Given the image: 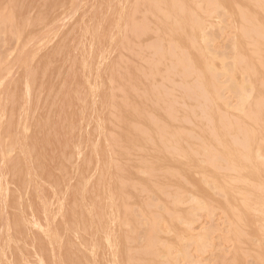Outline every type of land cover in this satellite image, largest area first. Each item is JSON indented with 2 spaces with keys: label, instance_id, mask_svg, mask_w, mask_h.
Here are the masks:
<instances>
[{
  "label": "rangeland",
  "instance_id": "obj_1",
  "mask_svg": "<svg viewBox=\"0 0 264 264\" xmlns=\"http://www.w3.org/2000/svg\"><path fill=\"white\" fill-rule=\"evenodd\" d=\"M170 1L169 0L167 1L166 0L164 1L162 0H89V1L88 0H74V1L73 0H0V78H1L0 79V119H1L0 120V132H1L0 133L1 134L0 136V184H1L0 185L1 187L0 188V211H1L0 264H26V263L27 264H32V263L33 264L36 263L37 264L39 263L40 264H90V263L91 264H154V263L155 264H189L188 262L189 260H192L190 264H263L264 236L262 234H264L263 232L264 228L262 227L264 226L262 224L263 221L260 220L262 218V214H260V212L263 213V210H262V202H261L262 197L260 195V191L258 188L261 183L260 181L262 180L261 168H262V162L264 161V155H263V150L260 146L261 133L259 130V125H257L258 123H260L262 116L261 112L263 110L262 109L263 107H260L259 105L257 106V104L255 103V99L253 102V98L251 100V98L248 97H247L248 101L245 99L237 103L238 101H235V99L238 100L236 96L233 97L234 95L232 96L233 94L232 92L229 93V91L227 92L226 88L222 87L221 84H223V82L220 84L221 87H219V81L221 82L222 80H224V76H222V74L219 75L217 73L218 72L217 69L220 67L219 62L222 63L227 60L231 61V59L233 60L234 58L237 60L238 58L239 61L238 66L240 67H243L242 64H244V66L246 65L249 66V64L253 65L256 63V69H257L256 72L258 74L254 73L252 75L253 78L254 77L257 78L259 76L261 78L264 77V71H263L264 63L261 62V59L258 58L259 54L263 53V47H264V43L262 42L264 41V14H263L264 0H256L257 2L255 0H237V2L236 0H228V2L227 0H222V2L220 0H215L216 5L214 3V0H204V1L203 0H199V1L172 0L171 4L169 3ZM207 1H209L208 4ZM203 2L206 3L203 4ZM175 3L176 5H174ZM179 3H182V5ZM199 3L201 4L198 7L197 5ZM230 3H232L233 6ZM193 4L194 5L196 4L195 7H197L198 11L197 9L193 8ZM168 6L170 7L168 8ZM252 6L254 7L255 10L253 9ZM207 7H211V8H207ZM219 7L221 10H219ZM234 8L239 11L238 14H237V10H235ZM222 9H224V11ZM229 9L232 11L231 13H229L230 12ZM155 10H157V13ZM199 10L201 11L203 10L202 13ZM218 10L222 12V14L221 12L219 13V15L221 16L218 15L217 13L219 12ZM187 11L193 12L192 14L190 12V15H194V16L190 17L189 15H187L189 13V12L187 13ZM209 11L210 14L208 15L207 13H209ZM246 12L250 14V18H248L245 15ZM180 13H182L183 15H180ZM214 13H217L218 16L215 15L217 16L215 17ZM239 13L242 15V17ZM160 14H162L163 18L165 17L164 21L161 18ZM252 14L254 17H252ZM222 15H223V19H222ZM231 15L232 17H230ZM196 17H198L199 19ZM257 17L259 18V20ZM36 18L39 19L36 20ZM183 18L185 19L183 20ZM192 19L195 20L193 21ZM214 19L215 21H213ZM240 19L245 21L243 22ZM169 20H171V22L174 23L175 28L169 25ZM254 20L257 24L254 22ZM203 21L205 22V24ZM210 21H212V24H210L211 23ZM219 21L221 23H219ZM250 21H252L251 22L252 24L250 23ZM192 22L201 23V24L199 23L200 29L198 28V32H194V30L192 29L191 27ZM233 22H235V24ZM40 23L41 25H39ZM213 25L214 26L217 25L218 27L217 26L213 27ZM232 25H235L236 27H233ZM252 25H254L255 27ZM250 27H252V29H250ZM233 28H235L238 32H240L242 36L235 29L233 30ZM205 31L209 32V34L206 33ZM186 32H188V34L190 32L192 35L191 34L188 35ZM33 33H35L36 35ZM253 33L256 35H253ZM179 34L183 36L182 38H184L185 42L183 40L181 42V40L178 39L180 36ZM206 34H208V38H205V36H207ZM209 35H211V37H209ZM166 36L167 37L169 36V41L171 42L166 41L168 40ZM255 36H257V38ZM259 36L261 37L258 38ZM235 37L236 39L235 41H233ZM26 39L27 41H25ZM171 39H173V42L174 41L177 42L176 39H178L179 41L177 43L175 42L173 43ZM208 39H210V41ZM193 40L195 41V44L197 43L196 46H194ZM244 41L246 42V44ZM202 42L204 43L206 52L204 54L199 55L200 48L198 45L199 44L202 45L203 44ZM206 42L207 43L211 42V46L210 44L208 46H210L214 51L206 46L207 45ZM232 42L234 43V46L233 44H231ZM36 43L39 44L37 45ZM181 43L182 44L185 43V45H183L184 47L181 46L182 45ZM87 44H89L88 45L89 47L87 46ZM154 44H156V46ZM242 44L244 45V47L241 46ZM166 45L168 46L167 48ZM171 45L172 47H170ZM245 46H247V48ZM153 47L154 48L157 47V49H154ZM177 48L178 50H176ZM89 49L90 51H88ZM164 49H166L167 50L166 52H168L169 54L172 53L170 54L172 57H169L170 55L168 53H165ZM169 49H171L172 51ZM184 50L185 53L187 54V57L185 56L186 54L183 52ZM156 52L159 54L157 55ZM177 52L182 56L179 55ZM222 52L223 54H226V56L224 55L225 59L223 58V56H220ZM182 53H184V55ZM195 53L197 55H195ZM249 53L252 55H250ZM232 54H234L235 57L234 56L232 57L231 56ZM253 54H257V56ZM236 55H238V57ZM173 56L174 57L176 56L175 59L179 62L178 63L179 66ZM192 56H193V60H192ZM230 56L232 58L229 59L228 57ZM254 56L257 59H255ZM202 57L205 59H203ZM208 57H212V58H208ZM221 57L224 59V61L223 59H221ZM179 58L182 59L187 58V62L185 61V59H183L185 62L184 64V62L180 61ZM203 60H205L206 63H204L205 61L203 62ZM169 61L172 63H169ZM150 62L152 63V65L150 64ZM186 63L190 65V68L193 70V72L190 71L191 69L189 68V66H187L186 68L187 65ZM209 64L210 65L212 64V66H210ZM172 65H174L173 66L174 68L172 67ZM197 65L199 66V68H202V70L204 68L207 73L203 70L205 75H202L201 74L202 70L198 69ZM207 66H209L210 68ZM259 66H261L262 68H259ZM179 67L182 68L180 69ZM211 68L214 69L217 68V69L211 70ZM4 69H7V71ZM31 69L33 70L31 71ZM174 69L177 72H173ZM182 69L184 71H181ZM57 70H59V72ZM260 70L263 71V73H261ZM4 71H6V73ZM167 72L168 74L171 73V75H167ZM147 73L149 74V76H147L148 75ZM174 73L178 77H176ZM179 73H182L181 75L183 76L184 80L182 76L179 75ZM5 75H7V77H5ZM196 75L199 77V79L198 77L196 78ZM209 75L210 78L207 77ZM85 76L88 79H86ZM184 76L186 77L189 76L190 78L187 77L188 78L187 79ZM168 77L171 78V81L170 79H168ZM204 77L205 78L207 77L206 78L208 79L207 81L210 82L206 83ZM214 77H219L220 80L219 79L216 80L217 78ZM260 77L259 80L261 79ZM165 78H167L168 80ZM172 79L175 81L173 82ZM142 80H144V82ZM182 80L186 84H184ZM215 80L218 83L217 85L216 83H214ZM189 82L192 85L188 84ZM170 83L174 86H170L171 85ZM174 83H177L178 86ZM181 84H182L181 87L184 88L180 87ZM208 84L210 86H207ZM211 84L213 86H211ZM91 85H92V89L90 88ZM151 86L153 88L152 90L149 89L151 88ZM161 86L162 88L159 89V87ZM164 87H166L165 89L168 88L167 89L168 91L166 90V93L165 90L163 89ZM192 87L194 88V90H192L193 89ZM169 88H171V90ZM199 88H201L202 91H200ZM210 88L211 89L213 88L214 90L213 92L215 93V94L213 93L214 96L212 95V90ZM217 89L220 90L224 89L221 95L223 98H221L220 96L221 93L218 94L221 91L219 90L218 92ZM181 90L183 91V93ZM152 91L153 93H151ZM174 92L176 94H174ZM179 92H181V94ZM201 92L205 96L204 99H203V95H201ZM205 92L207 94H205ZM197 93H199V95ZM137 94L139 96H137ZM159 94H161L162 97H159L160 96ZM165 94L168 95L170 94L171 97L168 95L165 96ZM210 94L211 96H209ZM180 96L182 97L180 98ZM4 98L7 100H5ZM135 98L138 99V102L137 99ZM160 98L162 100L161 103H160ZM164 98H167L169 100L167 99L165 100ZM200 98L203 99V101H201ZM206 98L208 99L207 101ZM217 98L219 99V101L221 100V102H219ZM226 99L228 100L229 104L231 103L230 106L235 103L237 105L235 104L230 107ZM174 100L180 102L179 103L180 105H182L181 103H183L184 106H182V108L184 109H182L181 106H176L179 104L177 103L175 105L176 101ZM165 101L168 102L170 101L172 103L174 101V105L170 104L169 102L170 104L169 106V104H166L168 102ZM193 101L196 103H194ZM201 103H203L205 109L202 107L203 105ZM213 103L215 104V106ZM164 105H166V108L170 107V109H172L173 111L168 110V108L166 109ZM196 106L199 107V109L195 108ZM190 107L195 112H193ZM213 107H215L216 110H214L215 108ZM228 107H230L229 108L230 110L228 109ZM251 107L256 111L255 112L254 110L251 111L252 109ZM181 109L183 110V112ZM223 109L225 112L223 111ZM199 110L200 111L203 110L202 111L203 113H201ZM236 110L239 112L242 110V112H240L239 114V112H237ZM190 112L192 113V116ZM222 112L224 113L223 115L226 114L231 116V117L230 116L227 117L230 120V123L228 122L229 121L228 119L224 120L226 115L223 117L221 116ZM158 113L160 114L158 115ZM165 113L171 117V120L170 117L168 118V116L165 115ZM184 113H186L188 116L184 115ZM194 113L196 115H194ZM86 115L88 118L86 117ZM240 115L243 116L240 117ZM252 115H254V118L252 117ZM195 116L197 117L201 116V118L200 117H198V119L194 118ZM18 117L20 118L17 119ZM183 117L185 119H183ZM181 119H183L184 121L182 120V122H180ZM203 119L206 120L205 124H203L204 123ZM219 119L220 120L222 119L221 121L223 123ZM198 120L201 124L198 123ZM234 120L237 123H235ZM5 121L6 123L7 122L8 123L6 124ZM16 121H19V123ZM188 121L190 124L188 123ZM249 121L252 122L250 123ZM148 122L155 126H152ZM217 122L220 124V126L218 125ZM232 122H234V124ZM247 122L250 124H248ZM235 124H237L238 127L240 128L238 129L234 128L237 127ZM241 124H243V126H241ZM209 125L211 126V129ZM172 126H174L175 128L174 127L172 128ZM187 126H189L190 129H188ZM192 126H194L195 129L191 128ZM249 126L253 128V130H251L252 134ZM155 127L159 129V132L157 131L158 129H156ZM205 127H207V130L209 129L211 132L209 131L207 132ZM223 128H225V131ZM227 128L229 129L227 130ZM235 129L238 132H236ZM184 130L186 131L184 132ZM175 131H179L180 134L178 132L176 133ZM137 132L144 135L142 136ZM187 132L190 135H192L193 133V135L189 136ZM236 133H238V137L236 136L237 135ZM247 133L249 134V137ZM181 134L183 136L184 135L186 136L187 134L188 138L187 136L182 137ZM146 135H148L149 137ZM210 135L212 136V138H210ZM229 135H231L232 137ZM154 136L156 138V141H154L155 140ZM194 136L196 139L194 138ZM222 136L224 139H222ZM240 136L242 137L243 141L241 140ZM138 137H140L141 140ZM163 137L165 141L163 140ZM190 137H192L193 139ZM213 137L215 139L214 141H213ZM157 138L160 139L157 141ZM197 138H200V140ZM229 138L231 140L233 139L234 142H232ZM256 139L257 140L260 139V140H258L257 142ZM166 140L168 141L166 142ZM217 140L219 141L220 145L218 144ZM221 140L223 143L221 142ZM226 140L227 141L230 140V142L229 141L227 142ZM253 140H255L258 143L256 147L260 148L257 152L254 153H256L257 157L260 155L259 157L260 159H262V161L259 158H257L256 160V156H254L255 154L254 155L252 154L251 163L252 164L255 163V167L253 166L254 164L253 165L251 164V166L253 167L255 172L254 178L256 176V178L260 181L254 179V182L252 184V189L253 188L254 189L252 190V192L255 195V198L252 196V192L251 194L249 192L248 198L250 199L249 201H251L250 205L247 209L239 210L237 216L240 218L239 222L241 220V223L235 224V226L233 227L231 223L233 221L232 220L233 218L235 220V217L233 218L229 217L228 216L229 214L220 205L223 204V198H222L223 196L220 197L223 193L219 190V187H217L213 181H210L211 179H209L203 173V170H207L210 168L209 171L211 173L222 172L223 173L222 175L225 179L228 178V175L230 178H236L237 176L242 174V169L239 166H236L237 169L235 167L236 170L231 171V168L228 165V162L226 161L227 157L225 158L224 155L226 154L227 156V154H229L230 152L232 156L237 154L238 144L245 143V145H247L248 147L253 148ZM145 141L150 142V145H148V143ZM191 141H195V142H191ZM159 142L161 143V145ZM172 142L175 143L176 146H174ZM249 143H251L250 146ZM133 144L136 146L134 147ZM231 144L233 145V148ZM185 145L189 146V148L187 146L188 150ZM221 145H223V148ZM148 146L150 148H148ZM170 147H172L173 149H171ZM199 147L201 152L199 151ZM206 147L209 148L208 150L213 156L210 155ZM136 148L137 150H135ZM202 148H204V151ZM219 148H222L223 151L222 153H221V149L220 152L218 151ZM225 149H227V151H225ZM191 150H193L194 152L193 151L191 152ZM179 151L181 152L182 155H180ZM70 153L72 154L70 156L71 159L69 160ZM194 153H197L200 156V158L198 155L193 156L192 154ZM168 154L169 155L172 154V155H170L169 157ZM205 155H207L208 157L207 159ZM217 155H219V157ZM181 156L182 157L184 156V159ZM221 156H223L224 158ZM177 157H179L180 160ZM195 157L196 159L194 161ZM220 157H221V161L219 163L218 160H220ZM140 158L141 160H139ZM2 159L3 161H1ZM185 159L187 163L185 162ZM197 159L198 160L200 159L199 161H201L202 163L201 162L198 163ZM205 159L207 161H205ZM258 159L260 162L258 161ZM155 160L156 163L158 162L157 164L155 163ZM208 162L210 165L208 164ZM137 163H139V165H137ZM171 163L175 166H172ZM197 163L198 166L196 165ZM180 165H183V167L186 168L189 166L188 172L186 171L187 170L186 168H182ZM214 165H216V167H214ZM12 166L14 168H12ZM146 166H149L151 168ZM141 167L144 168L141 169ZM166 167L168 168L166 169ZM40 168H42V170ZM256 169L259 173L256 171ZM161 170L165 171L166 173ZM168 170L171 174L168 172ZM175 170L177 173L175 172ZM179 170L182 171L180 172ZM191 170L194 172H191ZM195 171L197 172L195 173ZM198 172L200 174H197ZM97 174L100 176H98ZM177 174H179V177H177L178 176ZM195 175L196 178L198 179V182L195 178ZM183 182L184 183L186 182V184H184ZM76 183L78 184L77 186ZM117 183L120 185H117ZM126 183L129 185V187ZM180 183L183 184L181 185ZM236 184L238 186L239 183L235 182V185ZM183 185L185 186L183 187ZM79 186L83 188V190ZM157 186L159 187V189H157ZM155 187L157 191L155 189L152 190V192L150 193V191L147 190V188L151 190ZM21 188L23 190H21ZM168 188H170L171 191ZM189 188H191V190ZM211 188H215V190ZM59 191L61 193H59ZM179 191H183V192H179ZM153 192L154 193L156 192V195L153 194ZM175 192L177 195L175 194ZM217 192L220 193L217 194ZM163 193L165 196H163ZM183 194H185V196H183ZM179 197L181 199L178 201ZM159 199L162 200L160 201ZM258 199H260L261 201ZM175 200L177 203L175 202ZM164 201H166L167 204L164 203ZM181 201L182 204L184 205L180 203ZM218 202H220V204ZM77 203H79L78 204L79 207H77ZM178 203L181 205H179ZM120 204L122 206H120ZM59 205L61 207H59ZM160 205L163 207V210H166V212L162 211L161 209L162 207H160ZM186 206H188L187 207L188 210L185 211ZM176 207H178V209ZM181 207L183 208V210L180 209ZM46 208L47 210L49 208V211H47ZM190 208L191 210H189ZM146 211L147 212L149 211V213H147ZM161 211L163 212V214ZM182 211L184 214L182 213ZM241 213L244 214L243 219ZM257 213L260 214V216ZM43 214L46 216H44ZM166 214H170L168 215L169 219L167 218ZM149 215L152 216L149 217ZM174 215L176 216L178 221L176 220ZM115 216L118 217V219ZM153 216L154 217L158 216L159 219H157L158 217L151 219ZM249 217H251L252 219ZM155 220L157 221L160 220V221L157 222ZM26 221L28 222V224ZM149 221H151L152 224ZM154 221L157 223L155 225L157 229H155ZM37 223L39 224V226ZM176 224L178 225V227ZM34 225L35 227H33ZM171 227L174 230H172ZM182 228H184V230ZM247 230L250 233L247 232ZM43 232L45 234H43ZM152 234L154 236H152ZM174 235H176L177 238H175ZM244 235L245 237H243ZM179 238L181 239L177 240ZM232 238H234L235 240ZM248 239L249 241H247ZM16 240L18 242H16ZM157 240H159V242ZM176 241L178 244L176 243ZM142 242H146V243H142ZM165 243L167 244L169 243L172 246L171 245L167 246ZM247 243L250 246L246 245ZM158 244L161 246H159ZM186 245H187L186 251H189V253L188 252L186 253V251H184ZM237 246L239 247L238 249ZM166 247L168 248L170 247L169 249L171 250L167 249ZM241 247L245 249L241 251L242 250ZM109 250L111 251L110 254H109L110 252ZM19 252H21V254ZM88 252H90L91 255ZM165 252H167L168 254ZM176 253L177 255L179 254L180 255L177 256ZM125 254L126 255L130 254V255L128 257ZM163 254L166 255L167 257L169 256L167 258L168 260L164 258ZM186 254L187 255L190 254L191 257L187 256L188 258H185ZM66 255L67 258L69 257L68 259L66 258ZM142 255L145 257L143 258ZM156 255L159 257L160 255L163 256L159 258ZM36 256L38 257V259ZM180 256L181 257L184 256V258L183 257L181 258ZM130 257L133 259H131ZM174 257L176 258V260H174L175 259ZM150 258L152 259L150 260ZM172 258L173 261H176L177 263H172L171 262ZM23 260L24 262H22ZM39 261H42V263Z\"/></svg>",
  "mask_w": 264,
  "mask_h": 264
},
{
  "label": "bare ground",
  "instance_id": "obj_2",
  "mask_svg": "<svg viewBox=\"0 0 264 264\" xmlns=\"http://www.w3.org/2000/svg\"><path fill=\"white\" fill-rule=\"evenodd\" d=\"M73 1H74V0H73ZM88 1H89V0H88ZM162 1H164V0H162ZM166 1H167V0H166ZM169 1H170V0H169ZM171 1H172V0H171ZM171 1L169 2L170 4H171ZM175 1H176V0H175ZM181 1H182V0H181ZM195 1H197V0H195ZM198 1H199V0H198ZM203 1H204V0H203ZM220 1L222 2V0H220ZM255 1H256V0H255ZM81 2H82V1H81ZM185 2H187V1H185ZM185 2H184V3H185ZM188 2H189V1H188ZM200 2H201V1H200ZM221 2H220V3H221ZM227 2H228V0H227ZM230 2H232V1H230ZM236 2H237V0H236ZM240 2H242V1H240ZM240 2H239V3H240ZM247 2H248V1H247ZM250 2H251V1H250ZM253 2H254V1H253ZM256 2H257V1H256ZM260 2H261V1H260ZM69 3H70V2H69ZM85 3H86V2H85ZM119 3H120V2H119ZM165 3H167V2H165ZM182 3H183V2H182ZM182 3H179V4L182 5ZM189 3H190V2H189ZM189 3H188V4H189ZM205 3H206V2H203V4H205ZM208 3H209V1H207V4H208ZM210 3H211V2H210ZM214 3H215V0H214ZM224 3H225V2H224ZM248 3H249V2H248ZM43 4H44V3H43ZM80 4H81V3H80ZM162 4H163V3H162ZM170 4H169V5H170ZM172 4H173V3H172ZM200 4H201V3H199L197 6L199 7ZM225 4H226V3H225ZM230 4H232V3H230ZM241 4H242V3H241ZM261 4H262V3H261ZM19 5H20V4H19ZM98 5H99V4H98ZM107 5H108V4H107ZM151 5H152V4H151ZM174 5H176V3H175ZM183 5H184V4H183ZM189 5H190V4H189ZM195 5H196V4H195ZM195 5L193 4V8H194V9H197V7H195ZM215 5H216V3H215ZM215 5H214V6H215ZM227 5H228V3H227ZM227 5H226V6H227ZM251 5H252V4H251ZM255 5H256V4H255ZM53 6H54V5H53ZM83 6H84V5H83ZM185 6H186V5H185ZM217 6H218V5H217ZM219 6H221V5H219ZM224 6H225V5H224ZM232 6H233V4H232ZM234 6H235V5H234ZM248 6H249V5H248ZM256 6H257V5H256ZM261 6H263V5H261ZM27 7H28V6H27ZM43 7H44V6H43ZM169 7H170V6H168V8H169ZM178 7H179V6H178ZM187 7H188V6H187ZM211 7H212V6H211ZM211 7H207V8H211ZM235 7H236V6H235ZM252 7H253V6H252ZM122 8H123V6H122ZM165 8H166V7H165ZM171 8H172V7H171ZM171 8H170V9H171ZM176 8H177V6H176ZM227 8H228V7H227ZM232 8H233V7H232ZM41 9H42V7H41ZM41 9H40V10H41ZM89 9H90V8H89ZM93 9H94V8H93ZM93 9H92V10H93ZM98 9H99V8H98ZM203 9H204V7H203ZM213 9H214V8H213ZM234 9H235V8H234ZM239 9H240V8H239ZM253 9H254V7H253ZM253 9H252V10H253ZM49 10H50V9H49ZM176 10H178V9H176ZM214 10H215V9H214ZM216 10H217V8H216ZM219 10H221L220 7H219ZM219 10H218V11H219ZM222 10L224 11V9H222ZM235 10H237V9H235ZM254 10H255V9H254ZM259 10H260V9H259ZM94 11H95V10H94ZM155 11H156V13H157V10H155ZM161 11H162V10H161ZM164 11H165V10H164ZM171 11H172V10H171ZM174 11H175V9H174ZM197 11H198V9H197ZM199 11H201V10H199ZM202 11H203V10H202ZM202 11H201V13H202ZM204 11H205V10H204ZM229 11H230L229 13L232 12L230 9H229ZM244 11H246V10H244ZM37 12H38V11H37ZM37 12H36V13H37ZM172 12H173V11H172ZM184 12H185V11H184ZM188 12H189V13H188ZM190 12H191V11H187V13H188L187 15H189L190 17L194 16V15H190ZM205 12H206V11H205ZM216 12H217V11H216ZM220 12H221V11L217 12L218 15H219ZM238 12H239V11L237 10V14H238ZM259 12H260V11H259ZM39 13H40V12H39ZM48 13H49V11H48ZM73 13H74V12H73ZM153 13H154V12H153ZM156 13H155V14H156ZM176 13H177V12H176ZM192 13H193V12H191V14H192ZM196 13H197V12H196ZM201 13H200V14H201ZM217 13H214V16L217 15ZM261 13H262V11H261ZM261 13H260V14H261ZM118 14H119V13H118ZM163 14H164V13H163ZM166 14H167V13H166ZM207 14L209 15V14H210V11H209V13H207ZM221 14H222V12H221ZM235 14H236V13H235ZM239 14H240V13H239ZM263 14H264V13H263ZM100 15H101V13H100ZM169 15H170V14H169ZM172 15H173V14H172ZM180 15H183V14L180 13ZM185 15H186V14H185ZM201 15H202V14H201ZM212 15H213V14H212ZM218 15H217V16H218ZM240 15H241V14H240ZM245 15H246L248 18H250V14H249V13L246 12ZM257 15H259V14H257ZM36 16H37V15H36ZM82 16H83V15H82ZM92 16H93V15H92ZM151 16H152V15H151ZM160 16H161V18H162L163 21H164V18H165V17L163 18L162 14H160ZM203 16H204V15H203ZM217 16H215V17H217ZM219 16H221V15H219ZM262 16H263V15H262ZM173 17H174V16H173ZM184 17H185V16H184ZM187 17H188V16H187ZM190 17H189V18H190ZM230 17H232V15H231ZM241 17H242V15H241ZM244 17H245V16H244ZM252 17H254L253 14H252ZM40 18H41V17H40ZM193 18H194V17H193ZM196 18H198V17H196ZM203 18H204V17H203ZM210 18H211V17H210ZM212 18H214V17H212ZM234 18H235V16H234ZM238 18H239V16H238ZM257 18H258V17H257ZM31 19H32V18H31ZM31 19H30V20H31ZM38 19H39V18H38ZM38 19L36 18V20H38ZM58 19H59V18H58ZM80 19H81V18H80ZM175 19H177V18H175ZM184 19H185V18H183V20H184ZM187 19H188V18H187ZM190 19H191V18H190ZM198 19H199V18H198ZM222 19H223V15H222ZM222 19H221V20H222ZM230 19H231V18H230ZM41 20H42V19H41ZM69 20H70V19H69ZM165 20H166V19H165ZM171 20H172V19H171ZM171 20H169V25H170L171 27H174V28H175V25H174L173 22H171ZM192 20H193V19H192ZM194 20H195V19H194ZM194 20H193V21H194ZM204 20H205V19H204ZM232 20H234V19H232ZM240 20H241V19H240ZM258 20H259V18H258ZM60 21H61V20H60ZM163 21H162V22H163ZM187 21H189V20H187ZM213 21H215V19H214ZM241 21H243V20H241ZM244 21H245V20H244ZM244 21H243V22H244ZM25 22H27V21H25ZM39 22H40V21H39ZM53 22H54V21H53ZM90 22H91V21H90ZM93 22H94V21H93ZM203 22H204V21H203ZM210 22H211L210 24H212V21H210ZM251 22H252V21H250V23H251ZM254 22H255V20H254ZM41 23H42V21H41ZM41 23H40L39 25H41ZM61 23H62V22H61ZM182 23H183V22H182ZM187 23H190V22H187ZM199 23H200V22H199ZM199 23H198V22H192V23H191V27H192V29L194 30V32H198V28L200 27ZM214 23H215V22H214ZM219 23H221V22L219 21ZM219 23H218V24H219ZM233 23L235 24V22H233ZM255 23H256V22H255ZM29 24H30V23H29ZM36 24H37V23H36ZM163 24H164V23H163ZM184 24H185V23H184ZM200 24H201V23H200ZM204 24H205V22H204ZM246 24H247V22H246ZM248 24H249V23H248ZM251 24H252V23H251ZM251 24H250V25H251ZM256 24H257V23H256ZM94 25H95V23H94ZM181 25H182V24H181ZM188 25H189V24H188ZM188 25H185V26H188ZM207 25H208V24H207ZM207 25H206V26H207ZM244 25H245V24H244ZM244 25H243V26H244ZM165 26H166V25H165ZM203 26H204V25H203ZM206 26H205V27H206ZM210 26H211V25H210ZM215 26H217V25H215ZM215 26L213 25V27H215ZM232 26H233V27H236L235 25H232ZM237 26H239V25H237ZM252 26H254V25H252ZM257 26H258V25H257ZM260 26H261V25H260ZM35 27H36V26H35ZM112 27H113V26H112ZM166 27H167V26H166ZM171 27H170V28H171ZM205 27H204V28H205ZM213 27H212V28H213ZM217 27H218V26H217ZM247 27H248V26H247ZM254 27H255V26H254ZM21 28H22V27H21ZM168 28H169V27H168ZM176 28H177V27H176ZM178 28H179V27H178ZM183 28H184V27H183ZM206 28H207V27H206ZM261 28H262V27H261ZM165 29H166V28H165ZM199 29H200V28H199ZM234 29H235V28H233V30H234ZM238 29H239V27H238ZM243 29H245V28H243ZM250 29H252V27H250ZM253 29H254V28H253ZM256 29H257V28H256ZM90 30H91V29H90ZM94 30H95V28H94ZM167 30H168V29H167ZM179 30H180V29H179ZM186 30H187V29H186ZM204 30H205V29H204ZM204 30H202V31H204ZM235 30H236V29H235ZM247 30H248V29H247ZM182 31H183V30H182ZM188 31H189V30H188ZM236 31H237V30H236ZM251 31H252V30H251ZM172 32H173V30H172ZM205 32H206V31H205ZM237 32H238V31H237ZM237 32H236V33H237ZM245 32H246V30H245ZM35 33H36V32H35ZM35 33H33V34H35ZM53 33H54V31H53ZM85 33H86V32H85ZM90 33H91V32H90ZM165 33H166V32H165ZM174 33H175V32H174ZM179 33H180V32H179ZM186 33L188 34V32H186ZM199 33H200V32H199ZM206 33L209 34V32H206ZM238 33H240V32H238ZM257 33H258V32H257ZM21 34H22V33H21ZM36 34H37V33H36ZM36 34H35V35H36ZM94 34H96V33H94ZM168 34H169V32H168ZM190 34H191V33L189 32L188 35H190ZM208 34H206L207 36H205V38H208ZM220 34H221V33H220ZM240 34H241V33H240ZM249 34H250V33H249ZM162 35H163V33H162ZM174 35H177V34H174ZM179 35H180V34H179ZM191 35H192V34H191ZM196 35H197V34H196ZM234 35H235V34H234ZM234 35H233V36H234ZM237 35H239V34H237ZM253 35H256V34L253 33ZM258 35H259V34H258ZM30 36H31V35H30ZM30 36H29V37H30ZM91 36H92V35H91ZM241 36H242V34H241ZM243 36H244V34H243ZM246 36H247V34H246ZM29 37H28V38H29ZM166 37H167V36H166ZM172 37H173V36H172ZM182 37H183V36L180 35L179 38H178V39L181 40V42H182V40L184 41V38H182ZM186 37H187V36H186ZM190 37H191V36H190ZM203 37H204V36H203ZM209 37H211V35H209ZM249 37H250V36H249ZM255 37L257 38V36H255ZM260 37H261V36H259L258 38H260ZM31 38H32V37H31ZM48 38H49V37H48ZM167 38H168V40H166V41H169V36H168ZM170 38H171V36H170ZM187 38H188V37H187ZM201 38H202V36H201ZM242 38H243V37H242ZM244 38H245V37H244ZM43 39H45V38H43ZM164 39H165V37H164ZM174 39H175V38H174ZM178 39H176L177 42L179 41ZM185 39H186V38H185ZM188 39H189V38H188ZM188 39H187V40H188ZM213 39H214V38H213ZM235 39H236V37L233 39V41H235ZM250 39H251V38H250ZM28 40H29V39H28ZM171 40H172V42H173V39H171ZM194 40H195V39H194ZM194 40H193V41H194ZM208 40L210 41V39H208ZM208 40H207V41H208ZM248 40H249V39H248ZM248 40H247V41H248ZM23 41H24V40H23ZM25 41H27V39H26ZM34 41H35V40H34ZM46 41H47V40H46ZM50 41H51V40H50ZM164 41H165V40H164ZM189 41H190V40H189ZM193 41H192V42H193ZM202 41H205V40H202ZM211 41H212V40H211ZM240 41H241V39H240ZM250 41H253V40H250ZM250 41H249V42H250ZM256 41H257V40H256ZM260 41H261V39H260ZM76 42H77V41H76ZM169 42H171V41H169ZM174 42H175V41H174ZM174 42H173V43H174ZM177 42H175V43H177ZM184 42H185V41H184ZM187 42H188V41H187ZM192 42H191V43H192ZM244 42H245V41H244ZM262 42L264 43V41H262ZM262 42H261V43H262ZM78 43H79V42H78ZM189 43H190V42H189ZM202 43H203V42H202ZM206 43H207V42H206ZM237 43H238V42H237ZM237 43H235V44H237ZM251 43H252V42H251ZM24 44H25V43H24ZM34 44H35V43H34ZM36 44H37V43H36ZM38 44H39V43H38ZM38 44H37V45H38ZM75 44H76V43H75ZM181 44H182V43H181ZM181 44H180V45H181ZM196 44H197V43H196ZM196 44H195V41H194V46H196ZM209 44H210V46H211V42H210V43H207L206 46L210 49L211 47L208 46ZM231 44H233V46H234V43H233V42H232ZM245 44H246V42H245ZM76 45H77V44H76ZM88 45H89V44H87V46H88ZM154 45L156 46V44H154ZM167 45H168V43H167ZM167 45H166V48L168 47ZM175 45H176V44H175ZM183 45H185V43L182 44L181 46H183ZM188 45H189V44H188ZM191 45H192V44H191ZM248 45H249V44H248ZM251 45H252V44H251ZM256 45H257V44H256ZM41 46H42V45H41ZM198 46H199V48H200V50H199V55H200V54H204V53L206 52V48L204 47V43H203L202 45L199 44ZM198 46H197V47H198ZM236 46H237V45H236ZM241 46L244 47L243 44H242ZM19 47H20V46H19ZM36 47H37V46H36ZM74 47H75V46H74ZM88 47H89V46H88ZM157 47H159V46H157ZM157 47H156V48L153 47V48H154V49H157ZM170 47H172V45H171ZM173 47H174V46H173ZM183 47H184V46H183ZM191 47H192V46H191ZM197 47H196V48H197ZM245 47L247 48V46H245ZM249 47H250V46H249ZM262 47H263V46H262ZM24 48H25V47H24ZM83 48H84V47H83ZM174 48H175V47H174ZM256 48H257V47H256ZM19 49H20V48H19ZM92 49H93V48H92ZM151 49H152V48H151ZM158 49H159V48H158ZM171 49H172V48H171ZM171 49H169V50H171ZM209 49H207V50H209ZM233 49H234V48H233ZM235 49H236V48H235ZM238 49H239V47H238ZM238 49H237V50H238ZM254 49H255V48H254ZM164 50H165V51H164L165 53H168V52H166V51H167L166 49H164ZM169 50H168V51H169ZM172 50H173V49H172ZM172 50H171V51H172ZM176 50H178V48H177ZM192 50H193V49H192ZM211 50H213V49L211 48ZM246 50H247V49H246ZM258 50H259V49H258ZM20 51H21V50H20ZM20 51H19V52H20ZM72 51H74V50H72ZM88 51H90V49H89ZM151 51H152V50H151ZM157 51H158V50H157ZM186 51H188V50H186ZM190 51H191V50H190ZM213 51H214V50H213ZM235 51H236V50H235ZM239 51H240V50H239ZM256 51H257V50H256ZM92 52H93V51H92ZM159 52H160V51H159ZM183 52L185 53V50H184ZM210 52H211V51H210ZM217 52H218V51H217ZM217 52H216V54H217ZM223 52H224V51H223ZM223 52L221 53V55H220V54H219V55H220V56H223V58L225 59L226 54H223ZM232 52H233V51H232ZM244 52H245V49H244ZM246 52H247V51H246ZM57 53H58V52H57ZM156 53H157V52H156ZM177 53H178V52H177ZM180 53H181V52H180ZM184 53H182V54L184 55ZM191 53H192V52H191ZM196 53H197V52H196ZM196 53H195V55H197ZM212 53H213V52H212ZM234 53H236V52H234ZM254 53H255V52H254ZM158 54H159V53H157V55H158ZM168 54H169V53H168ZM170 54H172V53H170ZM170 54H169V55H170ZM178 54H179V53H178ZM185 54H186V53H185ZM188 54H189V53H188ZM216 54H215V55H216ZM222 54H223V55H222ZM249 54H250V53H249ZM258 54H259V53H258ZM33 55H34V54H33ZM91 55H92V54H91ZM169 55H168V56H169ZM179 55H181V54H179ZM211 55H212V54H211ZM224 55H225V56H224ZM229 55H230V54H229ZM250 55H252V54H250ZM253 55H256V56H257V54H253ZM29 56H30V55H29ZM31 56H32V55H31ZM67 56H68V55H67ZM80 56H81V55H80ZM88 56H89V55H88ZM149 56H150V54H149ZM160 56H161V55H160ZM160 56H159V57H160ZM181 56H182V55H181ZM185 56L187 57V54H186ZM227 56H228V55H227ZM231 56L233 57L234 54H232ZM231 56L228 57V58H229V59L232 58ZM236 56L238 57V55H236ZM169 57H172V56L170 55ZM173 57H174V56H173ZM190 57H191V54H190ZM215 57H216V56H215ZM234 57H235V56H234ZM237 57H236V58H237ZM99 58H100V57H99ZM161 58H162V57H161ZM165 58H166V56H165ZM175 58H176V56L174 57V59H175ZM196 58H197V57H196ZM202 58H203V57H202ZM208 58H212V57H208ZM218 58H219V57H218ZM223 58L221 57V59H223ZM228 58H227V59H228ZM254 58H255V56H254ZM258 58L261 59V62L264 63V47H263V53H262V54H259ZM66 59H67V58H66ZM148 59H151V58H148ZM172 59H173V58H172ZM179 59H180V61H183V62H184L183 59H185V58H183V59H182V58H179ZM181 59H182V60H181ZM203 59H205V58H203ZM206 59H207V58H206ZM224 59H223V61H224ZM239 59H240V57H239ZM248 59H249V57H248ZM251 59H252V58H251ZM255 59H257V58H255ZM29 60H30V59H29ZM170 60H171V58H170ZM175 60H176V59H175ZM175 60H174V63H175ZM192 60H193V56H192ZM194 60H195V59H194ZM219 60H220V59H219ZM24 61H25V58H24ZM80 61H81V60H80ZM102 61H103V60H102ZM152 61H153V60H152ZM166 61H167V60H166ZM176 61H177V60H176ZM185 61L187 62V58L185 59ZM195 61H196V60H195ZM195 61H194V62H195ZM200 61H201V60H200ZM204 61H205V60H203V62H204ZM210 61H211V60H210ZM216 61H217V59H216ZM253 61H254V60H253ZM257 61H258V60H257ZM19 62H20V61H19ZM88 62H89V61H88ZM100 62H101V61H100ZM100 62H99V63H100ZM156 62H157V60H156ZM191 62H192V61H191ZM194 62H193V63H194ZM247 62H248V61H247ZM21 63H22V62H21ZM81 63H82V62H81ZM162 63H163V62H162ZM169 63H172V62L169 61ZM178 63H179V62L177 61V64H178ZM204 63H206V61H205ZM244 63H245V61H244ZM252 63H253V62H252ZM13 64H14V63H13ZM19 64H20V63H19ZM150 64L152 65L151 62H150ZM163 64H164V63H163ZM165 64H168V63H165ZM177 64H176V65H177ZM184 64H185V62H184ZM186 64H187V65H186V68H187V66H189V68H190V65H188V63H186ZM190 64H191V63H190ZM259 64H260V63H259ZM46 65H47V64H46ZM46 65H45V66H46ZM80 65H81V64H80ZM99 65H100V64H99ZM199 65H200V63H199ZM209 65H210V64H209ZM238 65H239L238 58H237V60L234 58L233 60L231 59V61H228V60H227V61H224V62H222V63L219 62V66H220V67H219L218 69L216 68V69L218 70L217 73H218L219 75L222 74V76H224V80H222L221 82L219 81V87H221V85H222V87L226 88L227 92H228V91H229V93L232 92V93H233L232 96L234 95L233 97L236 96V98L238 99V100L235 99V101H238L237 103H239V101H243V100H245V99L247 100V97H248V98H251V100H252V98H253V102H254V99H255V103L257 104V106L259 105L260 107H263V108H262L263 110H262V112H261V113H262V116L260 115V116H261V120H260V123H258L257 125H259V130H260V133H261V135H260V139H261V140L258 139V140H260V143H261V145H260V144H259V145L261 146V148H262V150H263V155H264V79H263L264 77L261 78V77L259 76V77L261 78L260 80H259V77H257V78H255V77L253 78V77H252V75H253L254 73H257V72H256V70H257V69H256V63L253 64V65H250V64H249V66H247V65L244 66V64H242L243 67H240V66H238ZM19 66H20V65H19ZM93 66H94V65H93ZM143 66H144V65H143ZM145 66H146V65H145ZM147 66H148V64H147ZM170 66H171V65H170ZM170 66H168V67H170ZM173 66H174V65H172V67H173ZM178 66H179V64H178ZM180 66H181V65H180ZM197 66H198V65H197ZM197 66H196V67H197ZM210 66H212V64H211ZM213 66H214V65H213ZM10 67H11V65H10ZM27 67H28V66H27ZM85 67H86V66H85ZM153 67H154V64H153ZM163 67H164V66H163ZM194 67H195V66H194ZM202 67H203V66H202ZM207 67H209V66H207ZM217 67H218V66H217ZM67 68H68V67H67ZM82 68H83V66H82ZM144 68H145V67H144ZM147 68H148V67H147ZM173 68H174V67H173ZM173 68H172V69H173ZM179 68H180V67H179ZM179 68H178V69H179ZM181 68H182V67H181ZM181 68H180V69H181ZM192 68H193V67H192ZM197 68L202 70V68H199V66H198ZM209 68H210V67H209ZM214 68H215V67H214ZM214 68H211V70L214 69ZM257 68H258V67H257ZM259 68H262V67L259 66ZM8 69H9V68H8ZM85 69H86V68H85ZM145 69H146V68H145ZM159 69H160V68H159ZM172 69H171V70H172ZM183 69H184V68H183ZM183 69H182L181 71H184ZM190 69H191V68H190ZM207 69H208V68H207ZM216 69H214V70H216ZM4 70L7 71V69H4ZM32 70H33V69H31V71H32ZM86 70H87V69H86ZM147 70H148V69H147ZM149 70H150V69H149ZM153 70H155V69H153ZM185 70H187V69H185ZM203 70L206 72V70H205L204 68H203ZM203 70H202L203 73H202L201 71H200V72H201L202 75H205ZM209 70H210V69H209ZM6 71H4V72L6 73ZM57 71L59 72V70H57ZM89 71H90V70H89ZM141 71H142V70H141ZM158 71H159V70H158ZM165 71H166V69H165ZM167 71H168V70H167ZM181 71H179V72H181ZM190 71L193 72L192 69H191ZM195 71H196V70H195ZM260 71H261V70H260ZM263 71H264V69H263ZM263 71H261V73H263ZM15 72H16V71H15ZM134 72H136V71H134ZM160 72H161V71H160ZM162 72H164V71H162ZM173 72H177V71H175V69H174ZM187 72H188V71H187ZM197 72H198V71H197ZM23 73H24V72H23ZM29 73H30V72H29ZM137 73H138V72H137ZM165 73H166V72H165ZM206 73H207V72H206ZM209 73H210V72H209ZM214 73H215V72H214ZM147 74H148V73H147ZM174 74H175V73H174ZM181 74H182V73H179V75H181ZM188 74H190V73H188ZM193 74H195V73H193ZM198 74H199V73H198ZM218 74H217V75H218ZM257 74H258V73H257ZM13 75H14V74H13ZM57 75H58V74H57ZM134 75H135V74H134ZM134 75H133V76H134ZM167 75H171V73L168 74V72H167ZM175 75H176V74H175ZM184 75H186V74H184ZM207 75H208V74H207ZM215 75H216V74H215ZM98 76H99V75H98ZM147 76H149V74H148ZM181 76H182V75H181ZM193 76H194V75H193ZM1 77H2V76H1ZM5 77H7V75H5ZM23 77H24V76H23ZM83 77H84V76H83ZM136 77H137V76H136ZM139 77H140V76H139ZM139 77H138V78H139ZM142 77H143V75H142ZM144 77H145V76H144ZM166 77H167V76H166ZM176 77H178V76L176 75ZM176 77H174V78H176ZM184 77H186V76H184ZM187 77H189V76H187ZM187 77H186V78H187ZM197 77H198V76L196 75V78H197ZM207 77L210 78V75L207 76ZM207 77H206V78H207ZM220 77H221V76H220ZM85 78H86V76H85ZM151 78H153V77H151ZM182 78H183V76H182ZM182 78H181V79H182ZM189 78H190V77H189ZM204 78H205V77H204ZM206 78H205L206 83L210 82V81H207L208 79H206ZM211 78H212V77H211ZM214 78H217L216 80L219 79V77H214ZM0 79H1V78H0ZM30 79H31V78H30ZM86 79H88V78H86ZM89 79H90V78H89ZM144 79H145V78H144ZM165 79H167V78H165ZM168 79H170V81H171V78L168 77ZM168 79H167V80H168ZM178 79H179V78H178ZM187 79H188V78H187ZM198 79H199V77H198ZM202 79H203V78H202ZM222 79H223V78H222ZM14 80H15V79H14ZM138 80H139V79H138ZM140 80H141V79H140ZM145 80H146V79H145ZM167 80H166V81H167ZM172 80H173V79H172ZM183 80H184V78H183ZM183 80H182V82H184ZM189 80H190V79H189ZM213 80H214V79H213ZM216 80H215L214 83H216V85H217L218 83L216 82ZM219 80H220V79H219ZM26 81H27V80H26ZM98 81H99V80H98ZM136 81H137V80H136ZM142 81L144 82V80H142ZM146 81H147V80H146ZM151 81H152V80H151ZM174 81H175V80H173V82H174ZM176 81H178V80H176ZM192 81H193V80H192ZM192 81H191V82H192ZM195 81H196V79H195ZM202 81H203V80H202ZM14 82H15V81H14ZM40 82H41V81H40ZM85 82H86V80H85ZM92 82H93V81H92ZM148 82H149V81H148ZM222 82H223V84H221ZM98 83H99V82H98ZM100 83H101V82H100ZM195 83H196V82H195ZM10 84H11V83H10ZM27 84H28V83H27ZM166 84H167V83H166ZM170 84H171V83H170ZM170 84H169V85H170ZM174 84L177 85V83H174ZM184 84H186V83L184 82ZM188 84H190V82H189ZM220 84H221V85H220ZM39 85H40V84H39ZM61 85H62V84H61ZM75 85H76V84H75ZM190 85H192V84H190ZM8 86H9V85H8ZM13 86H14V84H13ZM59 86H60V85H59ZM149 86H150V85H149ZM152 86H153V85H152ZM152 86H151V88H149V89L152 90V89H153ZM170 86H174V85L171 84ZM177 86H178V85H177ZM181 86H182V84L180 85V87H181ZM207 86H210V85L208 84ZM211 86H213V85L211 84ZM38 87H39V86H38ZM88 87H89V86H88ZM186 87H187V86H186ZM193 87H194V85H193ZM193 87H192V88H193ZM196 87H197V86H196ZM8 88H9V87H8ZM31 88H32V87H31ZM90 88L92 89V85H91ZM147 88H148V87H147ZM154 88H155V87H154ZM157 88H158V87H157ZM160 88H162V86L159 87V89H160ZM165 88H166V87H164L163 89L165 90V93H166V90H167L168 88H167V89H165ZM181 88H184V87H181ZM188 88H190V87H188ZM28 89H29V88H28ZM91 89H89V90H91ZM99 89H100V88H99ZM169 89L171 90V88H169ZM173 89H174V88H173ZM185 89H186V88H185ZM199 89H200V91H202L201 88H199ZM210 89H211V88H210ZM24 90H25V89H24ZM157 90H158V89H157ZM182 90H183V89H182ZM182 90H181V91H182ZM192 90H194V88H193ZM195 90H196V89H195ZM211 90H212V95L214 96L215 93H214L213 91L215 90V87H214V90H213V88H212ZM211 90H210V91H211ZM217 90H218V92H219L220 89H217ZM223 90H224V89L220 90L221 92L218 93V94L221 93L220 96L222 95ZM226 90H225V91H226ZM8 91H9V89H8ZM56 91H57V90H56ZM155 91H156V89H155ZM167 91H168V90H167ZM188 91H189V90H188ZM198 91H199V90H198ZM204 91H205V90H204ZM82 92H83V90H82ZM82 92H81V94H82ZM92 92H93V91H92ZM162 92H163V91H162ZM162 92H161V93H162ZM170 92H171V91H170ZM175 92H176V91H175ZM175 92H174V94H176ZM216 92H217V91H216ZM9 93H11V92H9ZM54 93H55V92H54ZM89 93H90V92H89ZM148 93H149V91H148ZM148 93H147V94H148ZM151 93H153V91H152ZM163 93H164V92H163ZM163 93H162V94H163ZM168 93H169V92H168ZM171 93H172V92H171ZM179 93L181 94V92H179ZM182 93H183V91H182ZM203 93H204V92H203ZM210 93H211V92H210ZM213 93H214V94H213ZM248 93H249V94H248ZM77 94H78V93H77ZM90 94H91V93H90ZM140 94H141V93H140ZM142 94H144V93H142ZM154 94H155V93H154ZM197 94L199 95V93H197ZM205 94H207V93L205 92ZM3 95H4V94H3ZM24 95H25V94H24ZM126 95H127V94H126ZM145 95H146V94H145ZM149 95H150V94H149ZM159 95H160L159 97H162L161 94H159ZM163 95H164V94H163ZM166 95H168V94H165V96H166ZM183 95H184V94H183ZM201 95H203L202 92H201ZM223 95H224V94H223ZM102 96H103V95H102ZM137 96H139V95L137 94ZM146 96H147V95H146ZM152 96H153V95H152ZM168 96H170V94H169ZM184 96H185V95H184ZM194 96H195V95H194ZM209 96H211V94H210ZM217 96H219V95H217ZM9 97H11V96H9ZM54 97H55V95H54ZM153 97H154V96H153ZM170 97H171V96H170ZM181 97H182V96H180V98H181ZM204 97H205V96L203 95V99H204ZM225 97H226V96H225ZM225 97H224V98H225ZM227 97H228V95H227ZM227 97H226V98H227ZM7 98H8V96H7ZM26 98H27V97H26ZM141 98H142V97H141ZM148 98H149V97H148ZM185 98H186V97H185ZM214 98H216V97H214ZM214 98H213V99H214ZM218 98H220V97H218ZM218 98H217V99H218ZM221 98H223V97L221 96ZM4 99H5V98H4ZM10 99H11V98H10ZM135 99H137V98H135ZM153 99H154V98H153ZM155 99H156V97H155ZM164 99L166 100L167 98H164ZM174 99H177V98H174ZM186 99H187V98H186ZM186 99H185V100H186ZM200 99H201V98H200ZM203 99H201V101H203ZM210 99H212V98H210ZM5 100H7V99H5ZM78 100H79V99H78ZM145 100H146V99H145ZM145 100H144V101H145ZM167 100H169V99H167ZM178 100H179V99H178ZM180 100H181V99H180ZM182 100H183V99H182ZM190 100H191V99H190ZM194 100H195V99H194ZM207 100H208V99L206 98V101H207ZM82 101H83V100H82ZM156 101H157V100H156ZM161 101H162V100H161V98H160V103H161ZM174 101H176L175 105H176L177 103H178V104L180 103V102H177V100H174ZM174 101H173V103L170 102V101H169V102H170V104L174 105ZM218 101H219V99H218ZM226 101H227V103H228V100H227V99H226ZM247 101H248V100H247ZM137 102H138V99H137ZM165 102H168V101H165ZM169 102L166 103V104H169ZM181 102H182V101H181ZM186 102H187V101H186ZM193 102H194V101H193ZM212 102H213V101H212ZM219 102H221V100H220ZM6 103H7V101H6ZM194 103H196V102H194ZM206 103H207V102H206ZM209 103H210V102H209ZM217 103H218V102H217ZM11 104H12V103H11ZM24 104H25V103H24ZM26 104H27V103H26ZM155 104H156V102H155ZM155 104H154V105H155ZM170 104H169V106H170ZM181 104H182V105L179 104V105H176V106H181V108H182V106H184V105H183V103H181ZM201 104L203 105V103H201ZM207 104H208V103H207ZM213 104H214V103H213ZM228 104H229V103H228ZM230 104H231V103H230ZM230 104H229V106H230ZM235 104H236V103H235ZM235 104H233V105H235ZM241 104H242V103H241ZM244 104H246V103H244ZM250 104H251V103H250ZM84 105H85V104H84ZM161 105H162V104H161ZM188 105H189V104H188ZM199 105H200V104H199ZM208 105H209V104H208ZM220 105H221V104H220ZM226 105H227V104H226ZM233 105H231V106H233ZM236 105H237V104H236ZM242 105H243V104H242ZM1 106H2V105H1ZM4 106H5V105H4ZM164 106H165V108H166V105H164ZM191 106H192V105H191ZM214 106H215V104H214ZM227 106H228V105H227ZM231 106H230V107H231ZM240 106H241V105H240ZM240 106H239V107H240ZM251 106H252V105H251ZM152 107H153V106H152ZM193 107H194V105H193ZM202 107L205 109V106H204V105H203ZM211 107H212V105H211ZM222 107H223V106H222ZM222 107H221V108H222ZM230 107H228V109H229ZM234 107H235V106H234ZM248 107H249V106H248ZM167 108H168V110L173 111L172 109H170V107H167ZM167 108H166V109H167ZM172 108H173V107H172ZM176 108H177V107H176ZM186 108H187V107H186ZM190 108H191V107H190ZM195 108H198V109H199V107H197V106H196ZM213 108H215V107H213ZM213 108H212V109H213ZM232 108H233V107H232ZM237 108H238V107H237ZM251 108H252V107H251ZM84 109H85V108H84ZM159 109H160V108H159ZM174 109H175V108H174ZM179 109H180V108H179ZM182 109H184V108H182ZM182 109H181V110H182ZM198 109H197V110H198ZM207 109H208V108H207ZM258 109H259V107H258ZM77 110H78V109H77ZM157 110H158V109H157ZM176 110H177V109H176ZM188 110H189V109H188ZM191 110H192V108H191ZM195 110H196V109H195ZM214 110H216V108H215ZM225 110H226V109H225ZM229 110H230V109H229ZM237 110H238V109H237ZM237 110H236V111H237ZM239 110H240V109H239ZM252 110H254V112L256 111V110L253 109V108L251 109V111H252ZM87 111H88V110H87ZM87 111H86V112H87ZM98 111H99V110H98ZM163 111H164V110H163ZM166 111H167V110H166ZM186 111H187V110H186ZM192 111L195 112L194 110H192ZM199 111H200V110H199ZM199 111H198V112H199ZM202 111H203V110H202ZM202 111H200V112L203 113ZM207 111H208V110H207ZM210 111H211V110H210ZM218 111H219V110H218ZM223 111H224V109H223ZM233 111H234V110H233ZM260 111H261V109H260ZM150 112H151V110H150ZM164 112H165V111H164ZM182 112H183V110H182ZM184 112H185V111H184ZM198 112H197V113H198ZM224 112H225V111H224ZM237 112H239V111H237ZM240 112H242V110H241ZM240 112H239V114H240ZM23 113H24V112H23ZM80 113H81V112H80ZM98 113H99V112H98ZM141 113H142V112H141ZM153 113H154V112H153ZM170 113H171V112H170ZM186 113H187V112H186ZM186 113H184V115H187ZM210 113H211V112H210ZM216 113H217V112H216ZM227 113H228V110H227ZM232 113H233V112H232ZM234 113H236V112H234ZM256 113H257V112H256ZM8 114H9V113H8ZM46 114H47V113H46ZM154 114H155V113H154ZM159 114H160V113H158V115H159ZM162 114H163V112H162ZM167 114H168V112H167ZM167 114L165 113L166 116H168ZM174 114H175V112H174ZM178 114H179V113H178ZM178 114H177V115H178ZM190 114H191V116H192V113H191V112H190ZM219 114H220V113H219ZM223 114H224V113L222 112V115H221L222 117L226 115V114H225V115H223ZM22 115H24V114H22ZM144 115H145V112H144ZM172 115H173V114H172ZM194 115H196V114L194 113ZM199 115H200V113H199ZM211 115H213V114H211ZM246 115H247V114H246ZM249 115H250V114H249ZM249 115H248V116H249ZM96 116H97V115H96ZM146 116H147V115H146ZM155 116H156V115H155ZM187 116H188V115H187ZM189 116H190V115H189ZM206 116H208V115H206ZM228 116H230V115H226L225 118H224V120H225V119H228V118H227ZM237 116H238V115H237ZM242 116H243V115H242ZM242 116L240 115V117H242ZM7 117H8V116H7ZM86 117H87V115H86ZM149 117H150V116H149ZM169 117H170V116H168V118H169ZM180 117H181V116H180ZM198 117L201 118V116H198ZM198 117L195 116L194 118H197V119H198ZM214 117H215V116H214ZM230 117H231V116H230ZM235 117H236V116H235ZM252 117L254 118V115H252ZM255 117H256V116H255ZM2 118H3V117H2ZM9 118H10V117H9ZM19 118H20V117H18L17 119H19ZM87 118H88V117H87ZM135 118H136V117H135ZM145 118H146V117H145ZM160 118H161V117H160ZM194 118H193V119H194ZM200 118H199V119H200ZM203 118H204V117H203ZM232 118H233V117H232ZM21 119H22V118H21ZM140 119H141V118H140ZM148 119H149V118H148ZM177 119H178V117H177ZM183 119H185V118L183 117ZM183 119H181V121H180V120H179V121L182 122ZM208 119H209V117H208ZM208 119H207V120H208ZM234 119H235V118H234ZM239 119H240V118H239ZM246 119H248V118H246ZM246 119H245V121H246ZM0 120H1V119H0ZM8 120H10V119H8ZM86 120H87V119H86ZM97 120H98V119H97ZM142 120H144V119H142ZM145 120H147V119H145ZM153 120H154V119H153ZM156 120H157V119H156ZM160 120H162V119H160ZM170 120H171V117H170ZM203 120H204V119H203ZM217 120H218V119H217ZM219 120H220V119H219ZM221 120H222V119H221ZM221 120H220V121H221ZM228 120H229V119H228ZM228 120H226V121H228ZM236 120H237V119H236ZM241 120H242V119H241ZM253 120H255V119H253ZM23 121H24V119H23ZM124 121H125V120H124ZM133 121H134V120H133ZM183 121H184V120H183ZM196 121H197V120H196ZM201 121H202V119H201ZM205 121H206V120L203 121V122H204L203 124H205ZM212 121H213V120H212ZM220 121H219V122H220ZM226 121H225V122H226ZM234 121H235V120H234ZM243 121H244V119H243ZM3 122H4V121H3ZM16 122L19 123V121H16ZM94 122H95V121H94ZM134 122H135V121H134ZM141 122H142V121H141ZM151 122H152V121H151ZM162 122H163V121H162ZM164 122H165V121H164ZM172 122H175V121H172ZM185 122H186V120H185ZM221 122H222V121H221ZM228 122L230 123V120H229ZM249 122H250V121H249ZM251 122H252V121H251ZM251 122H250V123H251ZM258 122H259V121H258ZM5 123H6V121H5ZM7 123H8V122H7ZM7 123H6V124H7ZM146 123H147V121H146ZM148 123H149V122H148ZM152 123H153V122H152ZM188 123H189V121H188ZM192 123H193V122H192ZM198 123H200L199 120H198ZM209 123H210V122H209ZM217 123H218V122H217ZM217 123H216V125H217ZM222 123H223V122H222ZM232 123L234 124V122H232ZM235 123H237V122L235 121ZM247 123H248V122H247ZM250 123H248V124H250ZM36 124H37V123H36ZM149 124H151V123H149ZM170 124H172V123H170ZM175 124H176V123H175ZM178 124H180V123H178ZM184 124H185V123H184ZM189 124H190V123H189ZM196 124H197V122H196ZM196 124H195V125H196ZM200 124H201V123H200ZM207 124H208V123H207ZM214 124H215V123H214ZM214 124H213V125H214ZM253 124H254V123H253ZM18 125H19V124H18ZM144 125H145V124H144ZM151 125H152V124H151ZM161 125H162V124H161ZM187 125H188V124H187ZM193 125H194V124H193ZM218 125L220 126L219 123H218ZM225 125H226V124H225ZM230 125H231V124H230ZM235 125H236L237 127H234V128H237V129L240 128V127H238L237 124H235ZM245 125H246V124H245ZM257 125H256V127H257ZM6 126H8V125H6ZM85 126H86V124H85ZM128 126H130V125H128ZM148 126H149V125H148ZM152 126H155V125H152ZM179 126H180V125H179ZM181 126H182V125H181ZM183 126H184V125H183ZM189 126H190V125H189ZM189 126H187L188 129H190ZM197 126H198V125H197ZM226 126H227V125H226ZM241 126H243V124H241ZM250 126H251V125H250ZM250 126H249V127H250ZM16 127H17V126H16ZM19 127H20V126H19ZM140 127H141V126H140ZM149 127H150V126H149ZM173 127H174V126H172V128H173ZM184 127H185V126H184ZM187 127H186V128H187ZM209 127H210V129H211V126H210V125H209ZM217 127H218V126H217ZM227 127H228V126H227ZM230 127H231V126H230ZM82 128H83V127H82ZM94 128H95V127H94ZM132 128H133V127H132ZM155 128H156V127H155ZM155 128H153V129H155ZM162 128H163V127H162ZM174 128H175V127H174ZM191 128H194V126H192ZM205 128H206V130H207V127H205ZM242 128H243V127H242ZM71 129H72V128H71ZM71 129H70V130H71ZM74 129H75V128H74ZM92 129H93V128H92ZM134 129H136V128H134ZM156 129H158V128H156ZM168 129H169V128H168ZM194 129H195V128H194ZM217 129H218V128H217ZM223 129H224V131H225V128H223ZM228 129H229V128H227V130H228ZM231 129H232V128H231ZM82 130H83V129H82ZM132 130H133V129H132ZM235 130H236V129H235ZM235 130H234V131H235ZM242 130H243V129H242ZM251 130H253L252 127H250V131H251ZM256 130H257V129H256ZM85 131H86V130H85ZM127 131H129V130H127ZM136 131H139V130H136ZM136 131H135V132H136ZM152 131H153V130H152ZM157 131L159 132V129H158ZM185 131H186V130H184V132H185ZM202 131H204V130H202ZM202 131H201V132H202ZM208 131L211 132L209 129L207 130V132H208ZM220 131H221V130H220ZM224 131H223V132H224ZM4 132H5V131H4ZM125 132H126V131H125ZM131 132H132V131H131ZM131 132H129V133H131ZM153 132H154V131H153ZM175 132H176V133H177V132L179 133V131H175ZM192 132H193V131H192ZM194 132H195V131H194ZM212 132H213V131H212ZM221 132H222V131H221ZM226 132H227V131H226ZM236 132H238V131L236 130ZM241 132H242V131H241ZM244 132H245V129H244ZM247 132H248V131H247ZM0 133H1V132H0ZM22 133H23V132H22ZM85 133H86V132H85ZM137 133H139V132H137ZM164 133H165V132H164ZM173 133H174V132H173ZM187 133H188V132H187ZM204 133H205V132H204ZM215 133H217V132H215ZM231 133H232V131H231ZM234 133H235V132H234ZM260 133H259V134H260ZM139 134H141V133H139ZM150 134H151V133H150ZM174 134H175V133H174ZM179 134H180V133H179ZM183 134H184V133H183ZM199 134H200V133H199ZM199 134H198V136H199ZM212 134H213V133H212ZM218 134H219V133H218ZM222 134H223V133H222ZM227 134H228V133H227ZM227 134H226V135H227ZM236 134H237L236 136L238 137V133H236ZM247 134H248V133H247ZM251 134H252V131H251ZM255 134H256V132H255ZM78 135H79V134H78ZM141 135H142V134H141ZM141 135H140V136H141ZM143 135H144V134H143ZM143 135H142V136H143ZM153 135H154V134H153ZM158 135H159V134H158ZM162 135H163V134H162ZM177 135H178V134H177ZM181 135H182V134H181ZM188 135H189V136H192L193 133H192V135H190V134L188 133ZM195 135H196V134H195ZM205 135H206V134H205ZM208 135H209V134H208ZM239 135H240V134H239ZM243 135H244V134H243ZM0 136H1V134H0ZM13 136H14V135H13ZM25 136H26V135H25ZM142 136H141V137H142ZM146 136H148V135H146ZM166 136H167V135H166ZM168 136H169V135H168ZM178 136H179V135H178ZM184 136H185V135H184ZM184 136L182 135V137H184ZM186 136H187V134H186ZM186 136H185V137H186ZM206 136H207V135H206ZM215 136H217V135H215ZM215 136H214V137H215ZM229 136H231V135H229ZM234 136H235V135H234ZM251 136H252V135H251ZM256 136H257V135H256ZM148 137H149V136H148ZM158 137H159V136H158ZM160 137H161V136H160ZM200 137H201V136H200ZM207 137H208V136H207ZM214 137H213V141L215 140ZM231 137H232V136H231ZM231 137H230V138H231ZM248 137H249V134H248ZM138 138L140 139V137H138ZM143 138H145V137H143ZM154 138H155V136H154ZM154 138H153V139H154ZM166 138H167V137H166ZM187 138H188V136H187ZM190 138H192V137H190ZM194 138H195V136H194ZM208 138H209V137H208ZM210 138H212L211 135H210ZM230 138H229V139H230ZM240 138H241V140H242V137H241V136H240ZM251 138H252V137H251ZM257 138H258V137H257ZM22 139H23V138H22ZM159 139H160V138H159ZM159 139L157 138V141H158ZM175 139H176V138H175ZM192 139H193V138H192ZM195 139H196V138H195ZM197 139L200 140V138H197ZM222 139H224L223 136H222ZM227 139H228V138H227ZM235 139H236V137H235ZM237 139H238V138H237ZM243 139H244V137H243ZM252 139H253V138H252ZM17 140H18V139H17ZM140 140H141V139H140ZM140 140H139V141H140ZM163 140L165 141L164 137H163ZM173 140H174V139H173ZM201 140H202V139H201ZM230 140H231V139H230ZM230 140H228V141L230 142ZM245 140H246V139H245ZM256 140H257V139H256ZM258 140H257V142H258ZM125 141H126V140H125ZM143 141H144V140H143ZM143 141H141V142H143ZM148 141H149V139H148ZM148 141H145V142H147L148 145H150V142H148ZM154 141H156V138H155ZM167 141H168V140H166V142H167ZM171 141H172V140H171ZM181 141H182V140H181ZM189 141H190V140H189ZM217 141H218V140H217ZM217 141H216V142H217ZM226 141H227V140H226ZM228 141H227V142H228ZM231 141L234 142L233 139H232ZM237 141H238V140H237ZM242 141H243V140H242ZM246 141H247V140H246ZM18 142H19V141H18ZM105 142H106V141H105ZM132 142H133V141H132ZM191 142H195V141H191ZM207 142H208V140H207ZM221 142H222V140H221ZM244 142H245V141H244ZM257 142H256L255 140H253V148H252V147H248L247 145H245V143H243V144H238V147H237V145H236V147L238 148V149H237V151H238L237 154H238V155L235 154L236 156H235V155L232 156V155H231V152H230L229 154H227V156H226L225 153H224L225 155L223 154V155L225 156V158L227 157V158H226V161L228 162V165L230 166L231 171H232V170H236V169H237L236 166H239V167L242 169V174L239 175V176H237L238 178H237V177H236V178H230L229 175H228V178L226 177L227 179H225V178L223 177V175H222V174H223L222 172H221V173H219V172L211 173V172L209 171L210 168L207 169V170H203V173H204L209 179H211L210 181H213V182L216 184V186L219 187V190L223 193L222 195L220 194V195H221L220 197L223 196V197H222V198H223V204H220V202H218V203H219V204L223 207V209L229 214V215H228L229 217H232V218L235 217V220H234V218H233V219L230 218V219L233 220V221L230 220V221H232V223L229 222V223H231V225H233V227L235 226V224H239V223H241V220H240V222H239V219H240V218L237 216V215H238L237 213L239 212V210H241V209H247V208L249 207V205H250V202H251V201H249L250 199L248 198V195H249V192H250V194H251L252 190L254 189V188L252 189V184H253V182H254V179H257L256 176H255V178H254V173H255V172H254L253 167L251 166V164H252V163H251V161H252L251 159H252V154H253V155L255 154L254 156H256V153H254V152H257V151L260 149L259 147H256L257 144H258ZM122 143H123V142H122ZM125 143H126V142H125ZM137 143H138V142H137ZM157 143H158V142H157ZM159 143H160V142H159ZM172 143H173V142H172ZM181 143H182V142H181ZM198 143H199V142H198ZM214 143H215V142H214ZM222 143H223V142H222ZM237 143H238V142H237ZM237 143H236V144H237ZM182 144H183V143H182ZM184 144H185V143H184ZM202 144H204V143H202ZM218 144H219V141H218ZM224 144H225V143H224ZM133 145H134V144H133ZM160 145H161V143H160ZM167 145H168V144H167ZM173 145L176 146L175 143H173ZM219 145H220V144H219ZM231 145H232V144H231ZM250 145H251V143H249V146H250ZM93 146H94V144H93ZM128 146H129V145H128ZM135 146H136V145H134V147H135ZM143 146H144V145H143ZM151 146H152V145H151ZM158 146H159V145H158ZM185 146H186V148H187L188 145H185ZM191 146H192V145H191ZM197 146H198V145H197ZM204 146H205V145H204ZM207 146H208V145H207ZM209 146H210V145H209ZM221 146H222V148H223V145H221ZM221 146H220V147H221ZM225 146H227V145H225ZM75 147H76V146H75ZM78 147H79V144H78ZM146 147H147V146H146ZM160 147H161V146H160ZM160 147H159V148H160ZM162 147H163V145H162ZM31 148H32V147H31ZM93 148H94V147H93ZM148 148H150V147L148 146ZM168 148H169V147H168ZM170 148L173 149L172 147H170ZM177 148H179V147H177ZM177 148H176V150H177ZM188 148H189V146H188ZM188 148H187V150H188ZM206 148H207V150L209 149L208 147H206ZM216 148H217V147H216ZM222 148H219V150H218V151L220 152V149H221V153L223 152V151H222ZM232 148H233V145H232ZM249 148H250V149H249ZM78 149H79V148H78ZM117 149H118V148H117ZM131 149H132V148H131ZM166 149H167V148H166ZM171 149H170V150H171ZM202 149H203V151H204V148H202ZM235 149H236V148H235ZM29 150H30V149H29ZM125 150H126V149H125ZM135 150H137V148H136ZM159 150H160V149H159ZM187 150H186V151H187ZM213 150H214V148H213ZM171 151H172V150H171ZM173 151H174V150H173ZM181 151H182V150H181ZM192 151H193V150H191V152H192ZM199 151H200V147H199ZM203 151H202V152H203ZM225 151H227V149H225ZM232 151H233V149H232ZM237 151H236V152H237ZM28 152H29V151H28ZM130 152H131V151H130ZM137 152H138V151H137ZM144 152H145V151H144ZM144 152H143V153H144ZM179 152H180V151H179ZM179 152H178V153H179ZM193 152H194V151H193ZM196 152H197V151H196ZM200 152H201V151H200ZM208 152H209V150H208ZM215 152H216V151H215ZM215 152H214V154H215ZM234 152H235V151H234ZM24 153H25V152H24ZM79 153H80V152H79ZM117 153H118V152H117ZM126 153H127V152H126ZM133 153H134V152H133ZM165 153H166V152H165ZM175 153H176V152H175ZM186 153H187V152H186ZM186 153H185V154H186ZM189 153H190V152H189ZM203 153H204V152H203ZM209 153H210V152H209ZM261 153H262V152H261ZM19 154H20V153H19ZM59 154H60V153H59ZM71 154H72V153L69 154V157L71 156ZM95 154H96V153H95ZM138 154H139V153H138ZM176 154H177V153H176ZM204 154H205V153H204ZM79 155H80V154H79ZM143 155H145V154H143ZM168 155H169V154H168ZM170 155H172V154H170ZM170 155H169V157H170ZM180 155H182L181 152H180ZM189 155H190V154H189ZM192 155L194 156V155H198V154H197V153H194V154H192ZM210 155H211V153H210ZM221 155H222V154H221ZM258 155H259V154H258ZM263 155H262V156H263ZM67 156H68V155H67ZM67 156H66V157H67ZM82 156H83V155H82ZM96 156H97V155H96ZM145 156H147V155H145ZM151 156H152V155H151ZM161 156H162V153H161ZM176 156H177V155H176ZM198 156H199V155H198ZM205 156H206V159H207V158H208L207 155H205ZM211 156H213V155H211ZM217 156L219 157V155H217ZM259 156H260V155H259ZM259 156H258V157L256 156V160H257V158L260 159ZM60 157H61V156H60ZM128 157H129V156H128ZM156 157H157V156H156ZM169 157H168V158H169ZM181 157H182V156H181ZM185 157H186V156H185ZM201 157H202V156H201ZM221 157H223V156H221ZM221 157H220V160H218L219 163H220V161H221ZM96 158H97V157H96ZM129 158H130V157H129ZM143 158H144V157H143ZM177 158H179V157H177ZM177 158H176V159H177ZM182 158L184 159V156H183ZM199 158H200V156H199ZM204 158H205V157H204ZM216 158H217V157H216ZM223 158H224V157H223ZM254 158H255V157H254ZM29 159H30V157H29ZM63 159H64V158H63ZM70 159H71V157L69 158V160H70ZM76 159H77V156H76ZM158 159H159V158H158ZM160 159H161V158H160ZM173 159H174V158H173ZM189 159H190V158H189ZM195 159H196V157L194 158V161H195ZM206 159H205V161H207ZM259 159H258V161H259ZM65 160H67V159H65ZM87 160H88V158H87ZM139 160H141V158H140ZM139 160H138V161H139ZM166 160H167V159H166ZM179 160H180V158H179ZM197 160H198V159H197ZM199 160H200V159H199ZM199 160H198V163L201 162V161H199ZM253 160H255V159H253ZM260 160L262 161V159H260ZM1 161H3V159H2ZM29 161H30V160H29ZM96 161H97V160H96ZM171 161H173V160H171ZM174 161H176V160H174ZM215 161H216V160H215ZM8 162H9V161H8ZM36 162H37V161H36ZM65 162H66V161H65ZM70 162H71V161H70ZM70 162H69V163H70ZM85 162H86V161H85ZM87 162H88V161H87ZM148 162H149V161H148ZM153 162H154V161H153ZM180 162H181V161H180ZM183 162H184V161H183ZM185 162L187 163L186 159H185ZM216 162H217V161H216ZM259 162H260V161H259ZM1 163H2V162H1ZM155 163H156V160H155ZM157 163H158V162H157ZM157 163H156V164H157ZM159 163H160V162H159ZM175 163H176V162H175ZM181 163H182V162H181ZM186 163H185V164H186ZM195 163H196V162H195ZM195 163H194V164H195ZM198 163L196 164L197 166H198ZM201 163H202V162H201ZM201 163H200V164H201ZM225 163H226V162H225ZM102 164H103V163H102ZM106 164H107V163H106ZM171 164H172V163H171ZM194 164H193V165H194ZM208 164H209V162H208ZM214 164H215V163H214ZM253 164H254V165H253ZM253 164H252V165L255 167V163H253ZM30 165H31V164H30ZM137 165H139V163H137ZM159 165H160V164H159ZM163 165H164V164H163ZM176 165H178V164H176ZM186 165H187V164H186ZM209 165H210V164H209ZM209 165H208V166H209ZM225 165H226V164H225ZM13 166H14V165H13ZM13 166H12V168H14ZM59 166H60V165H59ZM95 166H96V165H95ZM140 166H141V165H140ZM154 166H155V165H154ZM172 166H175V165L172 164ZM180 166H181L182 168H186V167H183V165H180ZM200 166H201V165H200ZM208 166H207V167H208ZM217 166H218V165H217ZM260 166H261V165H260ZM10 167H11V166H10ZM25 167H26V166H25ZM56 167H57V165H56ZM146 167H149V166H146ZM188 167H189V166H188ZM188 167L186 168V169H187V170H186L187 172H188ZM210 167H211V166H210ZM214 167H216V165H214ZM235 167H236V169H235ZM54 168H55V167H54ZM62 168H63V167H62ZM71 168H72V167H71ZM143 168H144V167H143ZM143 168L141 167V169H143ZM149 168H151V167H149ZM167 168H168V167H166V169H167ZM178 168H179V167H178ZM192 168H193V167H192ZM223 168H225V167H223ZM38 169H39V168H38ZM40 169L42 170V168H40ZM160 169H161V168H160ZM199 169H200V168H199ZM199 169H198V170H199ZM214 169H215V168H214ZM218 169H219V168H218ZM218 169H217V170H218ZM228 169H229V168H228ZM261 169H262V170H261V171H262V175H261L262 180L260 181V180L257 179V181H260V182H261V183H260V186H259L258 189H259V191H260V195H261V197H262V201H261L260 199H258V200H260V201L262 202V210H263V213L260 212V214H262V218H261L260 220L263 221L262 224H263V226H264V161L262 162V168H261ZM11 170H12V169H11ZM11 170H10V171H11ZM13 170H14V169H13ZM33 170H34V169H33ZM58 170H59V169H58ZM139 170H140V169H139ZM147 170H148V169H147ZM147 170H146V171H147ZM189 170H190V169H189ZM201 170H202V168H201ZM226 170H227V169H226ZM258 170H259V169H258ZM55 171H56V170H55ZM60 171H61V170H60ZM65 171H66V170H65ZM161 171H163V170H161ZM179 171H180V170H179ZM181 171H182V170H181ZM181 171H180V172H181ZM199 171H200V170H199ZM211 171H212V170H211ZM215 171H216V170H215ZM256 171H257V169H256ZM163 172H165V171H163ZM168 172H169V170H168ZM175 172H176V170H175ZM187 172H186V173H187ZM191 172H194V171L191 170ZM191 172H190V174H191ZM196 172H197V171H195V173H196ZM257 172H258V171H257ZM64 173H65V172H64ZM64 173H63V174H64ZM99 173H100V172H99ZM165 173H166V172H165ZM169 173H170V172H169ZM176 173H177V172H176ZM183 173H184V172H183ZM258 173H259V172H258ZM11 174H12V172H11ZM11 174H10V175H11ZM40 174H41V173H40ZM161 174H162V173H161ZM170 174H171V173H170ZM197 174H200V173L198 172ZM231 174H233V173H231ZM238 174H239V173H238ZM79 175H80V173H79ZM97 175H98V174H97ZM177 175H178L177 177H179V174H177ZM236 175H237V174H236ZM257 175H258V174H257ZM98 176H100V175H98ZM169 176H170V175H169ZM169 176H168V178H169ZM192 176H193V175H192ZM198 176H199V175H198ZM225 176H226V175H225ZM258 176H259V175H258ZM26 177H27V176H26ZM26 177H25V178H26ZM50 177H51V176H50ZM177 177H176V178H177ZM188 177H189V175H188ZM10 178H11V177H10ZM28 178H29V177H28ZM155 178H156V177H155ZM193 178H194V177H193ZM195 178H196V175H195ZM48 179H49V178H48ZM55 179H56V178H55ZM65 179H66V178H65ZM83 179H84V178H83ZM85 179H86V178H85ZM180 179H181V178H180ZM3 180H4V179H3ZM52 180H53V179H52ZM68 180H69V179H68ZM178 180H179V179H178ZM181 180H182V179H181ZM183 180H184V179H183ZM196 180H197V182H198V179H197V178H196ZM26 181H27V180H26ZM66 181H67V180H66ZM82 181H83V180H82ZM121 181H123V180H121ZM157 181H158V180H157ZM184 181H185V180H184ZM193 181H194V180H193ZM55 182H56V180H55ZM86 182H87V181H86ZM86 182H85V183H86ZM115 182H116V181H115ZM177 182H179V181H177ZM197 182H195V183H197ZM235 182H238L240 185H239V184H238V186H237V184L235 185ZM3 183H4V181H3ZM6 183H7V182H6ZM52 183H53V182H52ZM167 183H168V182H167ZM183 183H184V182H183ZM183 183H180V184L182 185ZM21 184H22V183H21ZM27 184H28V183H27ZM48 184H49V183H48ZM126 184H127V183H126ZM155 184H156V183H155ZM172 184H173V182H172ZM184 184H186V182H185ZM206 184H207V183H206ZM257 184H258V183H257ZM0 185H1V184H0ZM34 185H35V184H34ZM65 185H66V184H65ZM77 185H78V184L76 183V186H77ZM79 185H80V184H79ZM117 185H120V184L117 183ZM127 185H128V184H127ZM175 185H176V183H175ZM208 185H209V183H208ZM208 185H207V186H208ZM31 186H32V185H31ZM67 186H68V185H67ZM97 186H98V185H97ZM164 186H165V185H164ZM184 186H185V185H183V187H184ZM254 186H255V185H254ZM21 187H22V186H21ZM79 187H80V186H79ZM83 187H84V186H83ZM90 187H91V186H90ZM128 187H129V185H128ZM187 187H188V186H187ZM189 187H190V186H189ZM0 188H1V187H0ZM6 188H7V186H6ZM54 188H55V187H54ZM80 188H81V187H80ZM205 188H206V187H205ZM215 188H216V187H215ZM215 188H211V189H214V190H215ZM256 188H257V187H256ZM2 189H3V188H2ZM15 189H16V188H15ZM51 189H53V188H51ZM57 189H58V188H57ZM81 189L83 190V188H81ZM90 189H91V188H90ZM111 189H112V188H111ZM117 189H118V188H117ZM155 189H156V187L153 188V189H151V190L147 188V190H149L150 193L152 192V190H155ZM157 189H159L158 186H157ZM157 189H156V191H157ZM168 189L170 190V188H168ZM172 189H174V188H172ZM177 189H178V188H177ZM185 189H187V188H185ZM189 189L191 190V188H189ZM195 189H196V188H195ZM195 189H192V190H195ZM21 190H23V189L21 188ZM37 190H38V189H37ZM122 190H123V189H122ZM203 190H204V189H203ZM203 190H202V191H203ZM207 190H208V189H207ZM2 191H3V190H2ZM60 191H61V190H60ZM60 191H59V193H61ZM78 191H79V190H78ZM126 191H128V190H126ZM162 191H163V190H162ZM164 191H165V190H164ZM170 191H171V190H170ZM187 191H189V190H187ZM202 191H201V192H202ZM217 191H218V190H217ZM259 191H257V192H259ZM63 192H64V191H63ZM85 192H86V191H85ZM179 192H183V191H179ZM208 192H209V191H208ZM213 192H214V191H213ZM92 193H93V192H92ZM160 193H161V192H160ZM171 193H172V192H171ZM173 193H174V192H173ZM195 193H196V192H195ZM219 193H220V192H219ZM219 193L217 192V194H219ZM22 194H23V193H22ZM22 194H21V196H22ZM39 194H40V192H39ZM109 194H110V193H109ZM117 194H118V193H117ZM124 194H126V193H124ZM153 194L156 195V192H155V193L153 192ZM175 194H176V192H175ZM185 194H186V192H185ZM185 194H183V196H185ZM190 194H192V193H190ZM193 194H194V193H193ZM200 194H201V193H200ZM204 194H205V193H204ZM213 194H214V193H213ZM215 194H216V193H215ZM255 194H256V192H255ZM3 195H4V194H3ZM63 195H64V194H63ZM63 195H62V196H63ZM111 195H113V194H111ZM171 195H172V194H171ZM176 195H177V194H176ZM179 195H181V194H179ZM201 195H202V194H201ZM201 195H200V196H201ZM260 195H259V196H260ZM18 196H19V194H18ZM117 196H118V195H117ZM163 196H165L164 193H163ZM173 196H174V195H173ZM173 196H172V197H173ZM193 196H194V195H193ZM195 196H196V195H195ZM205 196H206V195H205ZM207 196H208V195H207ZM211 196H212V195H211ZM252 196L255 198V195L253 194V192H252ZM1 197H2V196H1ZM66 197H67V196H66ZM95 197H96V196H95ZM115 197H116V195H115ZM125 197H126V196H125ZM166 197H167V196H166ZM170 197H171V196H170ZM176 197H177V196H176ZM176 197H175V198H176ZM180 197H182V196H180ZM180 197H179L178 201L181 199ZM212 197H213V196H212ZM253 197H252V198H253ZM5 198H6V197H5ZM55 198H56V197H55ZM60 198H61V196H60ZM97 198H98V197H97ZM111 198H112V197H111ZM111 198H110V199H111ZM160 198H161V197H160ZM184 198H185V197H184ZM184 198H183V201H184ZM188 198H189V197H188ZM259 198H260V197H259ZM16 199H17V198H16ZM18 199H19V198H18ZM21 199H22V198H21ZM83 199H84V198H83ZM87 199H88V198H87ZM106 199H107V198H106ZM165 199H166V198H165ZM169 199H172V198H169ZM169 199H168V200H169ZM3 200H4V198H3ZM11 200H12V199H11ZM159 200L161 201L162 199H159ZM216 200H217V199H216ZM48 201H49V200H48ZM59 201H60V200H59ZM217 201H218V200H217ZM17 202H18V200H17ZM46 202H47V201H46ZM49 202H50V201H49ZM71 202H72V201H71ZM175 202H176V200H175ZM258 202H259V201H258ZM261 202H260V203H261ZM112 203H113V202H112ZM162 203H163V202H162ZM164 203H166V201H164ZM164 203H163V204H164ZM176 203H177V202H176ZM180 203L182 204V201H181ZM252 203H253V202H252ZM42 204H43V201H42ZM71 204H72V203H71ZM78 204H79V203H77V207H79ZM163 204H162V206H163ZM166 204H167V203H166ZM172 204H173V203H172ZM178 204H179V203H178ZM181 204H179V205H181ZM85 205H86V204H85ZM113 205H114V204H113ZM170 205H171V204H170ZM182 205H184V204H182ZM254 205H255V204H254ZM42 206H43V205H42ZM45 206H46V205H45ZM72 206H73V205H72ZM120 206H122V205L120 204ZM162 206L160 205V207H162ZM164 206H165V205H164ZM217 206H218V205H217ZM257 206H258V205H257ZM2 207H3V206H2ZM59 207H61V206L59 205ZM70 207H71V206H70ZM74 207H75V206H74ZM91 207H92V206H91ZM132 207H133V206H132ZM150 207H152V206H150ZM154 207H155V206H154ZM157 207H158V204H157ZM187 207H188V206L185 207V208H186L185 211L188 210ZM222 207H221V208H222ZM252 207H253V206H252ZM17 208H18V207H17ZM28 208H29V207H28ZM109 208H110V206H109ZM109 208H108V209H109ZM144 208H145V207H144ZM168 208H169V207H168ZM172 208H173V207H172ZM176 208L178 209V207H176ZM218 208H219V207H218ZM257 208H258V207H257ZM59 209H60V208H59ZM86 209H87V208H86ZM153 209H154V208H153ZM161 209H162V211H165V212H166V210H163V207H162ZM164 209H165V207H164ZM180 209L183 210L182 207H181ZM180 209H179V211H180ZM258 209H259V208H258ZM44 210H45V209H44ZM44 210H43V211H44ZM46 210H47V208H46ZM63 210H64V209H63ZM158 210H159V208H158ZM172 210H173V209H172ZM189 210H191V208H190ZM260 210H261V209H260ZM47 211H49V208H48ZM71 211H72V210H71ZM107 211H108V210H107ZM154 211H155V210H154ZM154 211H152V212H154ZM162 211H161V212H162ZM177 211H178V210H177ZM185 211H184V212H185ZM253 211H254V210H253ZM44 212H45V211H44ZM58 212H59V211H58ZM63 212H64V211H63ZM86 212H87V211H86ZM144 212H145V211H144ZM146 212H147V211H146ZM155 212H156V211H155ZM158 212H160V211H158ZM158 212H157V213H158ZM165 212H164V213H165ZM187 212H188V211H187ZM196 212H197V211H196ZM199 212H200V211H199ZM223 212H224V211H223ZM244 212H245V211H244ZM0 213H1V211H0ZM41 213H42V212H41ZM47 213H48V212H47ZM70 213H71V212H70ZM107 213H108V212H107ZM116 213H117V212H116ZM142 213H143V212H142ZM142 213H141V214H142ZM147 213H149V211H148ZM182 213H183V211H182ZM224 213H225V212H224ZM5 214H6V213H5ZM79 214H80V213H79ZM88 214H89V213H88ZM154 214H155V213H154ZM160 214H161V213H160ZM162 214H163V212H162ZM183 214H184V213H183ZM185 214H186V213H185ZM194 214H196V213H194ZM198 214H199V213H198ZM241 214H242V213H241ZM251 214H252V213H251ZM254 214H255V213H254ZM257 214H258V213H257ZM260 214H258V215L260 216ZM43 215H44V214H43ZM55 215H56V212H55ZM156 215H157V214H156ZM168 215H170V214H166L167 218H168ZM226 215H227V214H226ZM243 215H244V214H242V219H243ZM246 215H247V213H246ZM31 216H32V215H31ZM44 216H46V215H44ZM44 216H43V217H44ZM70 216H71V215H70ZM150 216H152V215H149V217H150ZM171 216H172V214H171ZM174 216H175V215H174ZM198 216H199V215H198ZM240 216H241V215H240ZM250 216H251V215H250ZM21 217H22V216H21ZM32 217H33V216H32ZM32 217H31V220H32ZM79 217H80V216H79ZM115 217H116V216H115ZM147 217H148V216H147ZM156 217H158V216H156ZM156 217L153 216L151 219L156 218ZM178 217H179V216H178ZM252 217H254V216H252ZM95 218H96V217H95ZM116 218L118 219V217H116ZM116 218H115V219H116ZM175 218H176V216H175ZM175 218H174V219H175ZM247 218H248V217H247ZM249 218H251V217H249ZM52 219H53V218H52ZM111 219H112V218H111ZM130 219H131V218H130ZM157 219H159V217H158ZM168 219H169V218H168ZM178 219H179V218H178ZM182 219H183V218H182ZM251 219H252V218H251ZM258 219H259V218H258ZM108 220H109V219H108ZM131 220H132V219H131ZM164 220H165V219H164ZM164 220H163V221H164ZM176 220H177V218H176ZM253 220H254V219H253ZM35 221H36V219H35ZM155 221H157V220H155ZM155 221H154V222H155ZM159 221H160V220H159ZM159 221H157V222H159ZM161 221H162V220H161ZM177 221H178V220H177ZM179 221H180V220H179ZM262 221H261V222H262ZM26 222H27V221H26ZM111 222H112V221H111ZM135 222H136V221H135ZM149 222L151 223V221H149ZM154 222H153V223H154ZM167 222H168V221H167ZM174 222H175V221H174ZM236 222H237V223H236ZM115 223H116V222H115ZM169 223H170V222H169ZM169 223H168V224H169ZM178 223H179V222H178ZM242 223H243V222H242ZM27 224H28V222H27ZM31 224H32V223H31ZM37 224H38V223H37ZM52 224H53V223H52ZM80 224H81V223H80ZM151 224H152V223H151ZM156 224H157V223L155 222L154 226H155ZM168 224H167V225H168ZM172 224H173V223H172ZM179 224H180V223H179ZM4 225H6V224H4ZM69 225H70V224H69ZM167 225H166V226H167ZM176 225H177V224H176ZM38 226H39V224H38ZM65 226H66V225H65ZM172 226H173V225H172ZM243 226H244V225H243ZM4 227H5V226H4ZM33 227H35V225H34ZM113 227H114V226H113ZM117 227H118V226H117ZM167 227H168V226H167ZM173 227H174V226H173ZM177 227H178V225H177ZM54 228H55V227H54ZM71 228H72V227H71ZM71 228H70V229H71ZM80 228H81V226H80ZM149 228H150V227H149ZM244 228H245V227H244ZM262 228H264V227H262ZM8 229H9V228H8ZM33 229H34V228H33ZM90 229H91V228H90ZM155 229H157L156 226H155ZM171 229H172V227H171ZM182 229L184 230V228H182ZM235 229H236V228H235ZM246 229H247V228H246ZM34 230H35V229H34ZM82 230H83V229H82ZM111 230H112V229H111ZM151 230H153V229H151ZM169 230H170V229H169ZM172 230H174V229H172ZM186 230H187V229H186ZM186 230H185V231H186ZM236 230H237V229H236ZM239 230H240V229H239ZM249 230H250V229H249ZM75 231H76V230H75ZM75 231H74V232H75ZM100 231H101V230H100ZM109 231H110V230H109ZM155 231H156V230H155ZM175 231H176V230H175ZM230 231H231V230H230ZM244 231H245V230H244ZM40 232H41V231H40ZM51 232H52V231H51ZM149 232H150V231H149ZM149 232H147V233H149ZM170 232H171V231H170ZM187 232H188V231H187ZM235 232H236V231H235ZM247 232H249V231L247 230ZM263 232H264V229H263ZM263 232H262V233H263ZM7 233H8V232H7ZM85 233H86V232H85ZM236 233H237V232H236ZM249 233H250V232H249ZM33 234H34V233H33ZM43 234H45V233L43 232ZM46 234H48V233H46ZM112 234H113V233H112ZM154 234H155V233H154ZM166 234H167V233H166ZM173 234H174V233H173ZM173 234H172V235H173ZM230 234H232V233H230ZM241 234H242V233H241ZM163 235H165V234H163ZM176 235H177V234H176ZM176 235H174L175 238H177ZM180 235H181V234H180ZM236 235H237V234H236ZM236 235H234V236H236ZM239 235H240V234H239ZM239 235H238V236H239ZM262 235L264 236V234H262ZM5 236H6V235H5ZM7 236H8V235H7ZM37 236H38V235H37ZM77 236H78V235H77ZM150 236H151V234H150ZM152 236H154V235L152 234ZM8 237H9V236H8ZM8 237H7V238H8ZM170 237H171V236H170ZM207 237H208V236H207ZM207 237H206V238H207ZM243 237H245V235H244ZM5 238H6V237H5ZM26 238H27V237H26ZM164 238H165V237H164ZM235 238H236V237H235ZM24 239H25V238H24ZM79 239H80V238H79ZM94 239H95V238H94ZM151 239H152V238H151ZM180 239H181V238H179V239H177V240H180ZM232 239H234V238H232ZM232 239H231V240H232ZM244 239H245V238H244ZM263 239H264V238H263ZM11 240H12V239H11ZM77 240H78V239H77ZM145 240H146V239H145ZM234 240H235V239H234ZM242 240H243V239H242ZM9 241H10V240H9ZM9 241H8V242H9ZM13 241H14V240H13ZM32 241H33V239H32ZM66 241H67V240H66ZM152 241H153V240H152ZM157 241L159 242V240H157ZM160 241H161V240H160ZM243 241H244V240H243ZM247 241H249V239H248ZM16 242H18V241L16 240ZM16 242H15V243H16ZM23 242H24V241H23ZM48 242H49V241H48ZM80 242H82V241H80ZM148 242H149V241H148ZM178 242H179V241H178ZM235 242H236V241H235ZM238 242H239V240H238ZM56 243H57V242H56ZM69 243H70V242H69ZM105 243H106V242H105ZM142 243H146V242H142ZM161 243H162V242H161ZM161 243H160V244H161ZM176 243H177V241H176ZM191 243H192V242H191ZM193 243H194V242H193ZM24 244H25V243H24ZM24 244H23V245H24ZM57 244H58V243H57ZM112 244H113V242H112ZM149 244H150V243H149ZM156 244H157V243H156ZM165 244H166L167 246H168V245H171V244H169V243H168V244L165 243ZM177 244H178V243H177ZM187 244H188V243H187ZM6 245H7V244H6ZM49 245H50V244H49ZM69 245H70V244H69ZM69 245H67V246H69ZM81 245H82V244H81ZM158 245H159V244H158ZM166 245H165V246H166ZM246 245H249V244L247 243ZM24 246H25V245H24ZM24 246H23V247H24ZM50 246H51V245H50ZM57 246H58V245H57ZM95 246H96V245H95ZM110 246H112V245H110ZM141 246H142V245H141ZM159 246H161V245H159ZM171 246H172V245H171ZM239 246H240V245H239ZM244 246H245V245H244ZM249 246H250V245H249ZM249 246H248V247H249ZM25 247H26V246H25ZM74 247H75V246H74ZM90 247H91V246H90ZM113 247H114V246H113ZM175 247H176V245H175ZM177 247H178V246H177ZM251 247H252V245H251ZM263 247H264V246H263ZM263 247H262V248H263ZM8 248H9V247H8ZM8 248H7V249H8ZM26 248H27V247H26ZM50 248H51V247H50ZM82 248H83V247H82ZM84 248H85V247H84ZM161 248H162V247H161ZM166 248L169 249L170 247H169V248L166 247ZM166 248H165V250H166ZM171 248H172V247H171ZM186 248H187V245H186L184 251L187 250ZM238 248H239V247L237 246V249H238ZM241 248H242V247H241ZM4 249H5V248H4ZM32 249H33V248H32ZM153 249H154V248H153ZM237 249H236V250H237ZM243 249H245V248H242V250H241V249H239V250L243 251ZM248 249H250V248H248ZM38 250H39V249H38ZM68 250H69V249H68ZM102 250H103V248H102ZM159 250H160V249H159ZM161 250H162V249H161ZM169 250H171V249H169ZM236 250H235V251H236ZM246 250H247V249H246ZM251 250H253V249H251ZM17 251H18V250H17ZM19 251H20V250H19ZM24 251H25V250H24ZM32 251H34V250H32ZM44 251H45V250H44ZM85 251H86V249H85ZM88 251H89V250H88ZM109 251H110V250H109ZM122 251H123V250H122ZM184 251H183V252H184ZM241 251H240V252H241ZM244 251H245V250H244ZM249 251H250V250H249ZM249 251H248V252H249ZM9 252H10V251H9ZM70 252H71V251H70ZM91 252H92V251H91ZM101 252H102V251H101ZM161 252H162V251H161ZM167 252H170V251H167ZM167 252H165V253H167ZM177 252H178V251H177ZM187 252L189 253V251H186V253H187ZM248 252H247V253H248ZM263 252H264V251H263ZM3 253H4V252H3ZM16 253H17V252H16ZM19 253L21 254V252H19ZM88 253H90V252H88ZM110 253H111V251L109 252V254H110ZM122 253H123V252H122ZM133 253H134V252H133ZM155 253H156V252H155ZM247 253H245V254H247ZM0 254H1V253H0ZM50 254H51V253H50ZM70 254H71V253H70ZM167 254H168V253H167ZM250 254H251V252H250ZM4 255H5V254H4ZM53 255H54V254H53ZM57 255H58V254H57ZM67 255H68V254H67ZM67 255H66V258H67ZM90 255H91V253H90ZM125 255H126V254H125ZM129 255H130V254H129ZM129 255H126V256L129 257ZM163 255H164V254H163ZM163 255H162V256H163ZM169 255H171V254H169ZM176 255H177V253H176ZM179 255H180V254H179ZM179 255H177V256H179ZM243 255H244V254H243ZM20 256H21V255H20ZM34 256H35V253H34ZM70 256H71V255H70ZM110 256H111V255H110ZM119 256H120V255H119ZM136 256H138V255H136ZM142 256H143V255H142ZM149 256H150V254H149ZM156 256H157V255H156ZM162 256L160 255V257H162ZM187 256H190V254H188V255L186 254V257H185V258H188ZM24 257H25V256H24ZM32 257H33V256H32ZM32 257H31V258H32ZM36 257H37V256H36ZM40 257H41V256H40ZM90 257H91V256H90ZM132 257H133V256H132ZM134 257H135V256H134ZM144 257H145V256H143V258H144ZM151 257H152V256H151ZM153 257H154V256H153ZM157 257H159V256H157ZM160 257H159V258H160ZM168 257H169V256H168ZM168 257H167L166 255H164V258H165V259H167ZM180 257H181V256H180ZM182 257L184 258V256H182ZM182 257H181V258H182ZM190 257H191V256H190ZM190 257H189V258H190ZM68 258H69V257H68ZM68 258H67V259H68ZM77 258H78V257H77ZM77 258H76V259H77ZM114 258H115V257H114ZM130 258H131V257H130ZM174 258H175V257H174ZM178 258H179V257H178ZM32 259H33V258H32ZM34 259H36V258H34ZM37 259H38V257H37ZM40 259H41V258H40ZM76 259H75V260H76ZM131 259H133V258H131ZM141 259H142V258H141ZM151 259H152V258H150V260H151ZM155 259H156V258H155ZM169 259H170V258H169ZM192 259H193V258H192ZM249 259H250V258H249ZM25 260H26V259H25ZM109 260H110V259H109ZM127 260H128V259H127ZM160 260H161V259H160ZM167 260H168V259H167ZM171 260H172V261H171L172 263H177L176 261H173V258H172ZM174 260H176V258H175ZM37 261H38V260H37ZM77 261H78V260H77ZM121 261H122V260H121ZM124 261H125V259H124ZM133 261H134V260H133ZM158 261H159V260H158ZM191 261H192V260H189V261H188L189 264H190ZM194 261H195V260H194ZM7 262H8V261H7ZM22 262H24V260H23ZM39 262L42 263V261H39ZM39 262H38V263H39ZM137 262H138V261H137ZM144 262H145V261H144ZM169 262H170V261H169ZM10 263H11V262H10ZM34 263H35V262H34ZM52 263H53V262H52ZM61 263H62V262H61ZM84 263H85V262H84ZM86 263H87V262H86ZM107 263H108V262H107ZM110 263H111V262H110ZM182 263H183V262H182ZM26 264H27V263H26ZM32 264H33V263H32ZM36 264H37V263H36ZM39 264H40V263H39ZM90 264H91V263H90ZM154 264H155V263H154ZM263 264H264V259H263Z\"/></svg>",
  "mask_w": 264,
  "mask_h": 264
}]
</instances>
